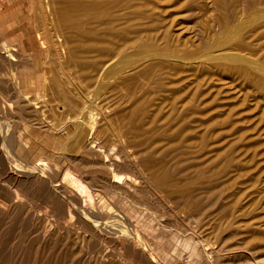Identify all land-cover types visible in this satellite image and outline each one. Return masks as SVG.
Listing matches in <instances>:
<instances>
[{
  "label": "rangeland",
  "instance_id": "374dc122",
  "mask_svg": "<svg viewBox=\"0 0 264 264\" xmlns=\"http://www.w3.org/2000/svg\"><path fill=\"white\" fill-rule=\"evenodd\" d=\"M91 1L94 0H89L88 2V4H90V6L88 5L89 8L91 7V4L94 5L95 3ZM105 1L107 0H103V2L102 0L101 2L97 1L95 3L96 7L95 5L94 6L92 5L94 9L93 7H91L93 11L90 8V11L87 9L84 12L86 15H88L89 13L88 15L89 17L91 15L92 17L91 20H89V17L87 18L86 15H84L83 13L84 9L83 10L81 9L83 13V17H85L84 22L88 23L89 21L88 23L89 25L91 23L92 24L94 23V25H96L95 27L97 26L100 27L98 23L100 22L101 24H103L104 19H105L104 22H108L110 18L111 20L114 19V21L116 22L117 20H119L117 18L121 17L122 19L125 20L128 19V21L130 20L129 21L130 25L132 23H134V25L132 24V27H130L128 22L127 25L125 24L127 20L125 21L121 19L120 22H123V24L119 22L120 25H122V27L121 26L118 27L119 32L118 29L116 28L118 33L117 36L115 35V37L117 40L115 39V37H113L114 35L111 32L115 31L116 34V30L113 29H115L116 24L118 26L119 23H116L114 26L111 25L114 24L113 23L114 21H112V23L110 24L109 22L107 24L104 23L108 25L110 28L111 27L113 28L112 30L110 29L111 30L110 32L106 28L107 26L104 27L102 25L99 28V30L98 27L94 29L93 26L91 27L89 26L91 28L89 31L93 30L94 32V30H96L95 33L89 32L92 33V36L96 34L93 37H90L91 35L87 32L88 26L84 25V28L86 27L85 28L86 31L85 30L83 31L89 34V35L85 34L88 37V39L90 38L95 39V36H97L96 38L98 39L99 37L100 39L101 38L103 39L104 37L107 38V36L109 35L110 38L109 40L113 41L112 43H109L110 45L113 43L117 44V42H120L117 45L113 44L110 46L111 48L117 46L118 49L116 47L110 49L109 44H107L110 41L107 40L106 42V40H104V42L107 44L106 47H104L106 44L104 45L103 42L101 43L103 44L102 46L103 48L101 50L94 49L93 52H89L91 55L89 56L90 59L95 57V55H96L95 58L97 59L95 60L93 58L94 62L92 60L91 62L89 61V59L87 60L88 57L86 55L84 56V54L81 53L83 47L81 46L82 44L79 43L82 42L78 43L80 46H78V44L75 46V51H74L75 54L73 53L74 54L73 58L69 57L66 52L63 55L62 53H59V51L61 52L60 49L61 42L58 41V36H60V34L63 32L62 22L60 20L53 18V15L51 16L48 13V11H45V7H43L42 1L41 3L37 4L38 3L37 0H0V42H1L0 44L1 46L0 47L1 49L0 50V62H1L0 63V71H1L0 73V184L2 185V188L0 185V264H93V263L97 264V262L98 264L100 263L107 264L108 262H109L108 264H132V263L143 264V262H146V264L147 263L152 264L154 263V261H155L154 264H174V262L175 264H201V263L202 264H222V263L241 264L242 262H243L242 264H245L247 260L248 261L250 260L251 262L249 261L247 263H251V264H264V0H141V1L139 0L140 4L137 2L138 0L136 1L134 0V2L133 0H130V2L132 1L131 2L132 5L135 4V6L133 7H135L136 9H138L137 7L141 5V2H143L141 8L139 7L140 10L139 9L135 10V8L133 10L132 5L128 2L129 0H127V2L125 0H120V2L119 0H117L116 2L117 4L114 1L110 0L111 3L113 2L116 4V5L113 4V6L112 4L109 6L110 3L108 2L109 0L107 1V3ZM123 2L126 3V4L124 3V5H126V7H124L125 9L128 7L130 8V6L132 9L130 8L131 10H129L128 8V11H126L123 8ZM102 3L105 4L106 6L104 8L102 7L103 9H101V11L104 10V12L100 11L103 15H105L103 18H101L103 15L98 13V11L95 14V11L101 8L99 5ZM118 3L120 4L121 10L116 9L119 7ZM136 4H138L137 7ZM107 5L109 6V8H107L108 7ZM143 5L146 6L144 7ZM105 8L107 10L106 12L108 13L113 12V14L112 15L105 14L106 13ZM110 8L112 9V11ZM122 8L126 12H130V13H126ZM39 9H41V11H39ZM77 9H75V11ZM108 9H110V11ZM116 10L118 12L121 11L123 13L122 14L118 13L119 14L118 15L114 12ZM141 10L142 12H140ZM79 12L77 11L74 12V10H72L69 13L70 14L76 13L75 14L76 17L75 15L72 16L70 14L69 15L73 18L82 17V14H80ZM133 12L134 15L131 14ZM135 12L136 14L138 13L137 16H139L137 21H136L137 18L134 17L136 16ZM146 12L148 13L150 12L149 16L148 14H146ZM77 13H79L81 16L78 15ZM90 13H92L93 15L99 14L101 15V17L100 16L93 17L92 14ZM114 13L115 16L116 15L118 16L114 17L113 16ZM130 15H132L133 18ZM144 15L146 16V18ZM46 16H48L49 18ZM125 16L128 17L125 18ZM129 16L132 19H130ZM140 17H142V19ZM86 18L88 19V21ZM95 19L98 22V23L96 22L97 24L95 23ZM106 19H108V21ZM139 19L142 20L143 23H141ZM132 20H135L137 24H135V22ZM59 22H60L59 24L60 27L59 25L56 26ZM144 22H146L147 25L149 23H154L156 24V26L158 25L157 26L158 29L156 27L153 28L155 25L153 27L150 26L151 24L147 26L146 24H144ZM124 25L125 27H130V28L125 29ZM136 25L139 28L141 26L140 29L143 30H140L138 27H136ZM144 25H146L147 27ZM102 27H104L105 29H103ZM123 27L125 29V32L132 30L134 31L129 32L130 35L128 33V36H126V38H123L125 35H127V32L125 34L124 31L122 30ZM135 27L138 29V31ZM145 27L149 28V30H147ZM131 28L132 30H130ZM151 29L152 30L157 29V30L155 33H153ZM57 30L60 31L58 32ZM104 30L105 31L107 30L108 33H105ZM120 30H122L125 35H122L123 33L122 31L120 32ZM101 31H104L103 34L104 35L106 34V36L103 35L104 36L103 37L101 34L98 33ZM139 31L142 32L145 31L146 34L145 32L143 33L140 32L141 33L140 34ZM151 32H152V36L151 34L150 35L148 34ZM164 32L167 34V35L165 34L166 36L163 35ZM97 33L100 36H98ZM138 34L139 35L144 34V36H141L142 38L144 37L143 38L144 40L140 38ZM110 35L113 36L110 37ZM118 36L119 39L121 37L123 39L121 38L120 40H118ZM145 36H147V40L145 39ZM158 36H160L161 38L160 37L158 38ZM133 37L135 39L139 37L137 38V40L139 39L140 42L134 43ZM43 38L48 39L47 43L49 41L50 45L47 43L46 45H44L45 43H43L42 41ZM55 39L59 42V44ZM141 39L143 40V42ZM4 42L6 43L5 45L7 46L4 45ZM148 42H150V44H148ZM152 42L154 45L152 44ZM140 43L146 45L142 44L141 46ZM53 46L56 48V50ZM154 46L155 48L153 49ZM76 48L77 49L79 48L80 50L78 49L77 51ZM106 48L107 50L105 51ZM122 48H124V50L127 52L126 53L124 52V50H122L125 53V55H122L121 51L119 52V50ZM95 50H98V52L96 51L94 54ZM108 50H110V52ZM101 51L103 52L102 54L105 53L106 54L102 56V54L99 53ZM111 51L112 54H110ZM76 52H78L79 54ZM115 52L118 55L119 53L121 55L117 56ZM92 53L94 56L92 55ZM107 53L111 55L110 58L107 57L110 56L107 55ZM81 55H83L84 57ZM98 55L102 57L99 58ZM79 56L82 58H79ZM9 57H11L12 60ZM106 57L110 60L113 58L112 59L113 61L111 60L112 62H110L108 59L104 60L106 59ZM48 58L51 59L49 60ZM98 58L102 60L101 64L103 65L99 63L100 61H98L99 60ZM80 59L82 60L84 59L83 61L86 62V64L83 62V64L86 65L85 66L86 68L82 70V72L80 71L81 65L78 62ZM60 60H62V62L65 63L63 64ZM153 60L155 61V63L158 62L157 63L158 65L157 66L155 65L156 67L158 66L160 67V68L158 67L159 68L158 70L157 68L154 70L151 66H150L151 68L149 67L150 63H151L150 65L154 64ZM75 61H77L76 63H78L77 65L76 64L75 65L80 68L77 69L76 66L73 64L75 63ZM96 61L98 62L96 63ZM172 61L174 62V64ZM59 63L61 64L59 65ZM92 63L93 64L96 63L97 66L93 68L94 65ZM105 63H107V65ZM133 63L134 64L137 63L138 65H141L143 63L142 64L143 66L145 63L146 68L149 67L148 71L147 69H143L144 74L147 75L146 77L145 75L142 76L140 75V77H137V79L141 78L142 81L140 79L135 80L136 79L135 77L137 75L139 76L141 71H142L141 74L143 73L142 68L144 67L141 65L139 66L140 68H138V65L136 66V64L134 65ZM165 63L168 64V66ZM65 64L66 65L69 64V65L66 66ZM71 64L72 66H70ZM118 64L120 65V67L118 66ZM152 66L154 67V65ZM103 67L106 69H103ZM95 70H97V72ZM110 70L114 72L112 73ZM128 70L130 72L131 70L132 71L134 70V72L129 73ZM151 70L154 72H151ZM72 71L74 74L72 73ZM83 71H85V73ZM86 71L90 74L89 75L88 73L86 74ZM119 71H123V72H119ZM124 71L128 72V74L125 73ZM135 71L138 74H136ZM118 72L121 73V75ZM100 73H102L103 76L105 74L106 75L113 74V75L112 76L110 75V77L104 76L106 78L105 79L104 77H102V75L101 76L99 75ZM117 73L119 76L117 75ZM157 73L158 74L161 73V74L156 75L155 77V75L153 74H157ZM80 74L82 77L80 76ZM132 74H134L135 76ZM71 75L73 76V78ZM83 75H85L86 77H84ZM97 75L104 79L102 80L101 84L107 83L108 85L100 84L101 86L100 85L97 86L96 83L97 80H95ZM98 76L97 78H99ZM116 76L119 77L120 81ZM120 76L124 77L123 81L125 82L128 81V83L125 82L124 84L121 83L122 80L120 78L122 77ZM148 77L149 78L151 77V79L149 80L150 83L147 82ZM84 79L85 80L88 79L89 82H87V80L85 81ZM131 79H133V82H131L132 81ZM155 80L156 82L158 81L157 86L159 83H161L159 84L158 87L156 86ZM32 81L34 82V85L32 84ZM110 81L111 84L113 85L109 83ZM117 81H119V83H117V85L115 86L114 84H116ZM25 82L27 83L25 84ZM175 82H177L178 84ZM14 83H16V85ZM151 83H153L152 86L155 85L156 88H154L155 86L152 87ZM20 84L21 85L24 84V86L22 85L23 86L22 87ZM140 84H145V85L147 84L146 87L148 86L150 87L141 90L142 87L137 88V86H134V85H138V87L145 86ZM11 85H13L12 88L8 89V87H11ZM18 86L20 88H18ZM110 86L112 87V90ZM114 86L117 87L118 90H115L116 88ZM120 86L122 89L119 88ZM106 87L107 89H105ZM135 87L136 89H140L142 92H138L135 89ZM52 88L53 89L55 88V90H53ZM150 88H152L151 91L148 90ZM131 89L134 90V93H131L134 94L133 95L134 98L132 95H130V92H133ZM54 91L56 92L58 91L57 92L58 94L55 93ZM164 91L166 92L164 93ZM177 91L181 93L179 94ZM146 92L147 94L150 95H146ZM122 93L125 94L123 95ZM151 93L154 94L151 95ZM135 94H136V99L138 98V100L139 97L141 98V95L144 96V98L146 96V98L148 99L145 100L143 99L141 101V104H138L135 102L136 100H132V98L135 99ZM159 94L161 96H159ZM178 94L180 96H178ZM20 96L21 98L19 99ZM119 96L122 97L124 96V97L122 98ZM32 97H34V99ZM164 98H166L167 101L164 100ZM9 99H12L14 101ZM159 99L162 101H160ZM11 101L14 102V104L8 105ZM20 101L22 102V104H18ZM132 101H134L135 103ZM172 104L174 108H171ZM139 105H141V107ZM167 105L168 107H166ZM187 107L191 109L187 110ZM82 108L83 110L85 108V110L82 111ZM157 108L160 111H158ZM130 109L133 110L130 111ZM87 111H90L89 113H93V115L89 114ZM155 111L157 113L154 116ZM83 112L85 113L83 114ZM185 112L188 113L187 116H185L187 119L186 122L182 124L180 123L181 115L185 114ZM71 114L74 115L72 116ZM118 114L119 116H117ZM86 115L88 119L90 118L89 119L90 121H92V117L95 116L94 122H96L95 123L96 129L98 127L99 122L101 125L102 124L105 125V123L111 126L115 125L114 126L115 130L116 128L117 130H119L122 126L125 127V131H127L126 132L127 134L124 136L125 139L123 138L122 142H114V147L116 148L117 151H120L118 149H121V147L124 144L129 146L126 148L129 152H126L125 150L124 151L125 153L121 152V154H118V157L120 158L117 157V159H121L119 160L121 163L119 162L120 163V164L118 163L119 166L116 167L120 168L122 172L120 171L118 172L117 170L118 168L116 169V167L112 168L113 171H110L111 170L110 165L104 166L102 164L101 166H104V168L99 166V164H101V162L99 161L102 155H103V157L101 158L102 160L104 159L110 160L114 158L116 159L115 155H113L114 157L110 156L108 158L107 154L103 151L108 145L113 143V140L110 137L108 141L106 138L103 137L96 140L94 139L96 137H94L93 134L90 133L92 136V139L90 140L93 141L92 144L94 146L97 145V147H95L97 148L95 149L94 152L95 154L88 153L82 147V145L88 138V133H89V129L87 127L90 125L89 123L90 121L86 119L87 118ZM125 115L128 117L129 116L132 117L128 118ZM27 116H29L30 118ZM147 116L149 117L147 118ZM77 119L78 120L81 119L80 120L81 123H79L80 121H78ZM75 120L77 122H75ZM84 120H86L87 122ZM122 120L125 122H123ZM38 122L40 123V125L38 124ZM122 122L124 124H120ZM166 122L168 123L167 125ZM83 123L86 124L83 125ZM175 123L178 124L175 125ZM79 124L81 125V127L82 126L83 127L81 128ZM134 124L138 129H136ZM205 125L207 126L204 127ZM193 126L194 128L192 129ZM78 127H80L79 130L77 129ZM164 130L166 133L164 132ZM131 131L134 132L132 133ZM136 131L139 133V135L141 134L142 136H140L139 138L138 136L136 137L135 136V134H137L135 133ZM145 131L147 132L146 134ZM148 132L151 133L148 134ZM92 133H94L95 135V131H92ZM162 135L163 137L160 138V140L163 139L164 141L162 140L161 143L159 140H158L159 142L157 141L158 143L157 142L155 143L154 140L150 139L152 136L160 137ZM191 135L194 136L193 139ZM129 136L130 137L134 136L135 138L134 142L131 141L129 142L130 140L128 138ZM177 136L178 137L180 136L179 139L176 138ZM208 136H210V138ZM132 137L131 140L133 139ZM143 137L144 138L148 137L149 140L146 141V139H144ZM165 137H167V139L168 138L170 139L166 140ZM234 137L237 138L235 139ZM127 138L128 141H126ZM174 138H176L178 141ZM103 139L105 140V143ZM139 139H141V142L143 143H139L140 142ZM100 140H102L103 142ZM172 140L174 141V143ZM185 140H188V142H186ZM81 141L82 143H80ZM150 141L151 142L154 141V143H151ZM99 142H101L100 143L101 145H103V143L105 145L107 142L108 145L106 144L107 145L106 147H101L103 148L102 150L101 148H99L100 145ZM125 142L126 143L129 142L128 143L129 145L126 144ZM75 143H78L79 145L77 146V144ZM150 143L152 144V148L150 147L151 146ZM198 143L199 145H197ZM143 144L147 147L149 146L150 150L148 148V153L141 155L143 157L138 156L136 160H138L137 161L138 163H140V161L143 160L139 164L140 169L143 168L142 170H144L146 168L144 171L149 169L146 172L147 173L146 180L143 182L142 179H137L136 184L139 185L138 186L136 185L135 188L132 187L129 188L128 185L126 186L127 187L126 188L124 184H122L124 188L118 186V184L114 180H117L118 182L120 178H126L128 175H132L133 172H135L134 170L137 171L139 170L137 166H136L137 169H134L133 166H130V164L131 165L133 164L127 159L126 155H129V153L132 154V152L136 150V148H134L136 145L138 146ZM182 146H185V148H183ZM155 147L160 149L157 155L156 152H153V149ZM128 148H130V150ZM96 150H99L100 152ZM206 153L208 154L206 155ZM14 155H16L15 157L18 156L16 159L20 158L19 159L20 161L19 160L17 161ZM228 155H230V158ZM145 156L147 158H145ZM85 157H87V159ZM70 158L71 159L73 158L76 162L73 159L71 160L73 162H71ZM124 158L126 160H124ZM184 159L186 161H184ZM144 160L146 162H144ZM97 161L99 163H97ZM126 161H129L130 163ZM22 162L24 164L20 165L22 164ZM38 162L51 163V165L49 164L47 166L50 167L49 170L51 171L54 170L55 172L54 171H52L53 173L51 172L50 178L51 180L53 179L56 180L57 183L64 182L68 186L71 185L72 184L71 178L66 177V179H63L65 177L64 176L65 173L70 172L78 179H80L84 183V185L87 186L90 190L92 189L91 192L96 190L94 191L95 193L94 192L92 193L93 196L95 195L94 197L92 196L91 198L92 200L91 199L88 200L87 196H83V198L80 197L82 199L81 202V199L78 198L81 204H85L88 207L90 205V207H92L93 210L97 206V208H95L96 216L94 214V216L90 217V218L94 217L93 219L84 218L82 216L81 218L78 219L77 215L74 216L75 214H72V216H68V214H66L65 217L63 211H61V209L63 210L64 208H66L63 207L65 206V204L63 203L64 205L63 204L60 205L62 200L61 202L59 201V199H63V196L60 195L61 196L60 198L55 193L53 194V196L50 195L49 189L52 191L53 188L51 186L52 183L49 181L50 178L48 180L49 183H47L48 186L44 185L37 178V174L36 175L32 174L30 172L31 171L30 168L27 167L29 163L36 164ZM90 162L92 163V165ZM108 162L110 161H106L105 163ZM96 163L98 167L96 166ZM150 165L151 167H153V169L150 167ZM154 165H155V170H154ZM52 166H54L55 169ZM147 167L150 168L147 169ZM156 168H158L157 169L158 171L156 170ZM170 168H172V170ZM185 168L187 170H184ZM149 171L152 174H150ZM155 171L157 172V174ZM208 171L211 172L208 173ZM115 172L119 174L117 175ZM99 173L101 175H99ZM149 174L151 176L153 175L152 179ZM177 174L179 175L177 176ZM157 175L159 176L161 175V177L158 176L157 178ZM162 175L163 176L166 175V176L162 177ZM192 175H194V177ZM167 176L169 177V179ZM57 177L58 180L55 179ZM83 177H85L86 179H84ZM104 177L105 178L108 177L107 181L105 182L102 180L104 179ZM187 177H189V179ZM162 178L165 179L163 180ZM208 178L210 180H208ZM149 179L151 181H149ZM159 179L162 180V182ZM84 180H86L87 182L86 181L84 182ZM108 180H112L109 181L110 184ZM138 180H140L142 183H140V181ZM88 181L90 182L88 183ZM159 182L161 184H159ZM166 182L168 183L170 182L169 184L170 187L169 185H165ZM221 183L222 185H220ZM98 185L99 187H101L102 185L103 187L104 186L105 187L99 188ZM73 186L76 189V186L75 185ZM114 186L116 187L118 186L119 188L118 187L116 188ZM137 187H139L140 191ZM98 188L102 189L104 193L102 192V190L99 191ZM173 188L176 190H174ZM182 188L185 191L181 190ZM208 189L209 192H207ZM171 190H173L174 192ZM220 190H222L223 192L222 191L220 192ZM122 192L123 193L125 192V194H123ZM128 192L129 194H126ZM189 192L190 195H188ZM102 194L103 197L101 196ZM1 195H3V197ZM100 196L102 198L104 197L105 198L101 199ZM172 196L175 199H173ZM51 197L52 199L54 197L53 202ZM109 197L111 199H114V201L109 199ZM17 200L19 203L17 202ZM20 200H21V204H20ZM190 203H192V205H190ZM17 204L21 206L23 204L24 205L21 208V206H18ZM204 206L207 207L205 208ZM56 207L59 209H57ZM4 209L5 211H3ZM6 210L9 213H7ZM109 210L112 211L113 215L116 214L117 212L119 213L116 219L111 217L112 214ZM97 211L98 213L99 212L100 213L98 214ZM197 213L199 214L196 215ZM208 213L211 215H208ZM131 216L134 217V220ZM148 216L150 218L149 221H148ZM108 217H110V219ZM105 219L106 221L104 222H108L107 225L104 224L103 222V220ZM151 219L154 220V222ZM91 220H99L100 223L103 224L94 226L92 224L94 222ZM150 220L152 223L150 222ZM111 221L112 222L115 221V222L112 223ZM137 222L139 223V225ZM212 223L215 224L213 225ZM124 224L127 225L130 224L133 225L136 229L138 228L137 230L140 232V234L142 235L145 241L138 243L137 240L134 239L135 240L134 241L133 238H129V236L127 238L126 237L127 235H125L122 232ZM102 228L104 229V231L102 230ZM212 229L215 231H213ZM209 230H211L213 233L211 231L210 233ZM115 231L118 233H116ZM124 239L126 240V242ZM131 241H133L134 244L137 243L139 246L140 244H143V246H141L143 249L141 247L138 248V245L136 246V244L134 246V244ZM182 241H184L185 243H188L189 241L190 242L184 245V242ZM144 244L147 247V249L146 247H144ZM187 245H189V247ZM183 246H185V248ZM194 246H198V247L195 248ZM206 246L207 247L211 246V247L207 248ZM190 247L193 248L191 249ZM144 250L145 252H143ZM190 250L193 251V254L192 251L190 252ZM218 250L221 252H219ZM210 253L211 255H209ZM141 255L143 256L146 255V256L144 258L143 256L141 257ZM147 256L150 257V259L147 258ZM152 259L154 260L153 262ZM219 260H223V262Z\"/></svg>",
  "mask_w": 264,
  "mask_h": 264
},
{
  "label": "bare ground",
  "instance_id": "6f19581e",
  "mask_svg": "<svg viewBox=\"0 0 264 264\" xmlns=\"http://www.w3.org/2000/svg\"><path fill=\"white\" fill-rule=\"evenodd\" d=\"M41 1H42V5H43V7H45V11H48V13H49L51 16L53 15V18H55V19H57V20H60V21L62 22L63 32L60 34V36H58V41L61 42V45H60V46H61V48H60V49H61V52L59 51V53H62V55H63V54H65V52H66L67 55H68L69 57L73 58V55L75 54V52H74V51H75V46H76L79 42H82V43H79V44H82L81 46L83 47V48H82V52H81V51H80V52H81L82 54H84V56L86 55V56L88 57L87 60L89 59V61H91V60L93 61L94 59L97 60V59L95 58L96 55H95V57H93L94 59H93V58L90 59L89 56H91V55H90L89 52H93L94 49H99V50H101V49L103 48V47H102L103 44H101V43H103L104 40H106V42H107V40L110 41V40H109L110 38H109V35H108V34H107V35H108L107 38L104 37V36H106V34H105V35L103 34V32L105 31V30H104V31H101L102 33H101V32H98V33L101 34L102 36L104 35L103 37H104L105 39H104V38H103V39H102V38L100 39V37H99V39H98V38H96L97 36H95V39H91V38L88 39V37H87L85 34H88L89 32H93V30L89 31V30L91 29L90 27L93 26L94 29H96L98 26L95 27L96 25H94V23H93V24L91 23V22H94V21H91L90 23H91L92 25H91V24L89 25V24H88L89 21H88V19H87V18L89 17V16H88L89 13H88V15H86L84 12H85L87 9L90 11V8L93 7V6L95 5L96 2H97V1L101 2V0H94V1H91V2H95V3H94V5L91 4V7H90V8H89L90 4H88L89 0H65V1H63V0H37V2H38L37 4L41 3ZM107 1H108V0H107ZM107 1H105V2L107 3ZM112 1H114L115 3L117 2V0H116V1H115V0H112ZM125 1L127 2V0H125ZM135 1H136V0H135ZM140 1H141V0H140ZM102 2H103V0H102ZM108 2H110V3H109V6H110L111 4H112V6H113V4H114V5L117 4V3L115 4V3H113V2L111 3L110 0H109ZM119 2H120V0H119ZM128 2L131 4L132 1L130 2V0H129ZM133 2H134V0H133ZM137 2L139 3V0H138ZM124 3H125V2H123V8L126 7V5H124ZM135 3H136V2H135ZM118 4H119V3H118ZM125 4H126V3H125ZM127 4H128V3H127ZM139 4H140V3H139ZM142 4H143V2H141V5H142ZM88 5H89V6H88ZM92 5H93V6H92ZM98 5H99V4H98ZM101 5H102V6H101ZM131 5H132V4H131ZM137 5H138V4H136V7H137ZM141 5L137 7L139 10H140V8H141ZM40 6H41V5H40ZM99 6H100L101 8H100ZM99 6H98V7H99L100 9L97 7L99 10H96V11H95V14H96V12L98 11V13H100L101 15H103L101 12H104V10L101 11V9H103V8L106 7V6H105V4H103V3L100 4ZM107 6H108V5H107ZM109 6H108L107 8H109ZM133 6H135V4L132 5V8H133V10H134L135 7H133ZM143 6H144V5H143ZM145 6H146V5H145ZM145 6H144V7H145ZM95 7H96V5H95ZM102 7H103V8H102ZM127 7H128V5H127ZM139 7H140V8H139ZM38 8H39V7H38ZM77 8H79V9H77ZM111 8H112V7H111ZM111 8H110V9H111ZM123 8H122V9H123ZM128 8H129V7H128ZM128 8H126V9L124 8V9H125L126 11H128ZM130 8H131V6H130ZM130 8H129V10L132 9V8H131V9H130ZM75 9H77V10H76L77 12L81 11V9H82V10L84 9V10H83V13H84V15H86V17H87L86 19H87L88 23H87V22H84V18H85V17H83V13H82V11L79 12L80 14H82V17H77V18H75V17H76V15H75L76 13H75V14H74V13H73V14H72V13H71V14L69 13V12L72 11V10H74V12H76ZM93 9H94V7H93ZM93 9L91 8L92 11H93ZM110 9H108V10L110 11ZM116 9H120V4H119V7L116 8ZM124 9H123V10H124ZM138 9L135 8V10H138ZM142 9H143V7H142ZM113 10H114V9H113ZM120 10H121V9H120ZM123 10H122V11H123ZM125 10H124V11H125ZM133 10H132V11H133ZM39 11H41V9H39ZM100 11H101V12H100ZM106 11H107V10H106V8H105V12H106ZM111 11H112V9H111ZM116 11H117V10H116ZM116 11H114L116 14H118V13L122 14V13H123V12H121V11H120V12H118V11L116 12ZM126 11H125V12H126ZM125 12H124V14H125ZM140 12H142V10H141ZM79 13H77V14L80 15ZM115 13H114V15H113L114 17H116V16L119 15V14H118V15L115 16ZM126 13H130V12H126ZM149 13H150V12H149ZM149 13L146 12V14H148V16H149ZM151 13H152V12H151ZM36 14H37V13H36ZM44 14H45V13H44ZM46 14H47V12H46ZM69 14H70L71 16H72V15H75V17L73 18V17H71ZM90 14H92V13H90ZM95 14H94V15L92 14V16H93V17H94V16H100V17H101V15H99V14H98V15H95ZM105 14H107V15H112L113 12H111V13L106 12ZM124 14H123V15H124ZM131 14L134 15V12L131 13ZM135 14H136V12H135ZM143 14H144V12H143ZM107 15H106V16H107ZM132 15H130V16H132ZM137 15H138V13L136 14V16H134V17L137 18L136 21H137L138 18H139V16H137ZM141 15H142V13H141ZM141 15H140V16H141ZM150 15H152V14H150ZM51 16H50V17H51ZM80 16H81V15H80ZM104 16H105V15H103L101 18H103ZM120 16H121V15H120ZM130 16H129V18H130ZM144 16H145V15H144ZM46 17H48V16H46ZM100 17H99V18H100ZM126 17H128V16H125V18H126ZM48 18H49V17H48ZM51 18H52V17H51ZM91 18H92V17H91V15H90L89 20H91ZM109 18H110V17H109ZM132 18H133V16H132ZM132 18H130V19H132ZM140 18L142 19V17H140ZM145 18H146V16H145ZM148 18H149V17H148ZM86 19H85V20H86ZM117 19H119V20H117ZM117 19H116V20H117L118 22H117V21L115 22L114 19L111 20V18H110L111 21H110V20L108 21V19H106V20L109 22V24L112 23V21H114V22H113L114 24H111V25L114 26L116 23H119V22L121 21L122 18H121V17H120V18L118 17ZM104 20H105V19H104ZM104 20H103V24H101L100 22H99V23H100V24H99V23L96 21V19H95V23L97 22L98 25H100V27H101L102 25H103L104 27L107 26L106 28H107V29L109 30V32H110L113 28H112V27L110 28L108 25H106L108 22H104ZM122 20H125V19H122ZM126 20H127V21H126ZM126 20H125V21H126L125 24L127 25V24L129 23V25H130V22H129L130 20H129V21H128V19H126ZM101 21H102V19H101ZM132 21H134L135 24H137L135 20H132ZM139 21H141V23H143L142 20L139 19ZM139 21H138V22H139ZM52 22H53V21H52ZM127 22H128V23H127ZM47 23H48V22H47ZM84 23H85V24H84ZM97 23H96V24H97ZM104 23H106V24H104ZM120 23L123 24V22H120ZM120 23H119L118 26H117V24H116L117 27L115 26V29H113V30H116V34H115V31H113L114 33H113V32H111V33H112L114 36H113V35H110V37H112V36L115 37V35L117 36V33L119 32L118 27H120V26L122 27V25H120ZM35 24H36V22H35ZM39 24H40V23H39ZM42 24H43V23H42ZM59 24H60V22H59L56 26H58ZM87 24H88V25H87ZM132 24L134 25V23H132ZM132 24L130 25V27H132ZM139 24H140V23H139ZM139 24H138V25H139ZM144 24H146V22H144ZM150 24H151V25H150ZM152 24H153V25H152ZM40 25H41V24H40ZM46 25H47V24H46ZM84 25L88 26V30H87L88 33H87V32L85 33V32L83 31V30H85V28H86V27L84 28ZM111 25H110V26H111ZM129 25H128V26H129ZM146 25H147V24H146ZM146 25H144V26H146ZM148 25H150V26H152V27L155 25L153 28L156 27V28L158 29V27H157L158 25L156 26V24H154V23H149ZM148 25H147V26H148ZM51 26H52V25H51ZM89 26H90V27H89ZM147 26H146V27H147ZM38 27H39V26H38ZM41 27H42V26H41ZM59 27H60V25H59ZM93 27H92V28H93ZM100 27H98V30H99ZM104 27H102V28L105 29ZM124 27H125V25H124ZM124 27H123L122 30H123L124 33L126 34L127 31L125 32V29H126V28H130V27H125V29H124ZM133 27H134V26H133ZM136 27H138V26L136 25ZM136 27H135V28H136ZM146 27H145V28H146ZM52 28H53V27H52ZM116 28L118 29V32H117V29H116ZM138 28H139V27H138ZM140 28H141V26H140ZM140 28H139V29H140ZM142 28H143V26H142ZM150 28H151V27H150ZM161 28H162V27H161ZM38 29H39V28H38ZM44 29H45V28H44ZM58 29H60V28H58ZM110 29H111V30H110ZM136 29H137V28H136ZM146 29L149 30V28H146ZM157 29H156V30H157ZM50 30H51V29H50ZM122 30H120V32H121ZM127 30H128V29H127ZM130 30H132V28H131ZM140 30H143V29H140ZM147 30H146V32H147ZM151 30H152V29H151ZM151 30H150V31H151ZM156 30L153 29L152 32L155 33ZM164 30H165V29H164ZM57 31H58V30H57ZM59 31H60V30H59ZM59 31H58V32H59ZM85 31H86V30H85ZM95 31H96V30H94L93 33H95ZM106 31H107V30H106ZM106 31H105V33H108V31H107V32H106ZM123 31H122V33H123ZM133 31H134V30H132V31H128V32H127V35H125V34L123 33L122 35H125L123 38H126V36H128V33H129V32H133ZM137 31H138V29H137ZM40 32H41V31H40ZM40 32H39V33H40ZM140 32L143 33V32H145V31H143V32H142V31H139V33H140ZM146 32H145V34H146ZM152 32H151V33H148V34H149V35L151 34V36H152ZM45 33H46V32H45ZM98 33H97V35H98ZM111 33H109V34H111ZM141 33H140V34H141ZM158 33H159V32H158ZM58 34H59V33H58ZM89 34L91 35L90 37H93L94 35H96V34H94V35L92 36V33H89ZM89 34H88V35H89ZM119 34H120V33H119ZM165 34H166V33L164 32L163 35H165ZM38 35H39V34H38ZM84 35H85L86 37H85ZM129 35H130V33H129ZM138 35H139V34H138ZM149 35H147V36H149ZM166 35H167V34H166ZM166 35H165V36H166ZM98 36H100V35H98ZM135 36H136V35H135ZM139 36H140V38H142L141 36H144V34L139 35ZM147 36H145V39H146V40H147ZM151 36H150V38H151ZM155 37H156V34H155ZM159 37H160V36H158V38H159ZM121 38H122V37H121ZM121 38H120V39H121ZM123 38H122V39H123ZM131 38H132V37H131ZM133 38H134V37H133ZM137 38H139V37H137ZM137 38H136V39H135V38L133 39L134 43H135V42H137V43L140 42V40H139V39L137 40ZM143 38H144V37H143ZM143 38H142V39H143ZM150 38H148V39H150ZM160 38H161V37H160ZM162 38H163V36H162ZM164 38H165V37H164ZM167 38H168V37H167ZM56 39H57V37H56ZM56 39H55V40H56ZM113 39H114V38H113ZM115 39H116V37H115ZM120 39H119V36H118V40H120ZM142 39H141V40H142ZM47 40H48V39H46V38H43V39H42L43 43H45L44 45H46ZM52 40H53V39H52ZM111 40H112V39H111ZM116 40H117V39H116ZM135 40H136V41H135ZM143 40H144V39H143ZM143 40H142V42H143ZM151 40H152V38H151ZM153 40H154V39H153ZM158 40H159V39H158ZM56 41H57V40H56ZM58 41H57V42H58ZM126 41H127V40H126ZM131 41H132V40H131ZM131 41H130V42H131ZM133 41H132V42H133ZM59 42H58V44H59ZM93 42H94V43H93ZM112 42H113V41H110V42H108L107 44L112 43ZM150 42H151V41H150ZM150 42H148V44H150ZM158 42H159V41H158ZM49 43H50V42L48 41L47 44H49ZM119 43H120V42H117V44H119ZM144 43H145V41H144ZM146 43H147V42H146ZM156 43H157V42H156ZM0 44H1V42H0ZM2 44H3V42H2ZM5 44H6V43L4 42V45H5ZM58 44H57V45H58ZM79 44H78V46H80ZM105 44H106V43L104 42V45H105ZM107 44H106L104 47H106ZM113 44H116V43H113ZM113 44H111V45H113ZM117 44H116V45H117ZM140 44H141V43H140ZM142 44H143V43H142ZM142 44H141V46H142ZM152 44H153V42H152ZM49 45H50V44H49ZM111 45L109 44V48H110V49L115 48V47L117 48V46L111 48V47H110ZM122 45H124V44H122ZM143 45H146V44H143ZM153 45H154V44H153ZM5 46H7V45H5ZM55 46H56V44H55ZM58 46H59V45H58ZM58 46H57V48H58ZM128 46H129V45H128ZM131 46H132V45H131ZM148 46H149V45H148ZM148 46H147V47H148ZM0 47H1V46H0ZM53 47H54V46H53ZM126 47H127V46H126ZM48 48H49V47H48ZM54 48H55V47H54ZM54 48H53V49H54ZM107 48H108V47H107ZM107 48L105 49V51L107 50ZM154 48H155V46L153 47V49H154ZM60 49H58V50H60ZM76 49H77V48H76ZM78 49H79V48H78ZM78 49H77V51H78ZM117 49H118V48H117ZM117 49H115V50H117ZM127 49H128V48H127ZM0 50H1V49H0ZM11 50H12V49H11ZM55 50H56V48H55ZM79 50H80V49H79ZM115 50H112V51H115ZM122 50H124V48L120 49L119 52L121 51V52H122L121 54H122V55H125L124 52H126V51L124 50V52H123ZM128 50H129V49H128ZM156 50H158V49H156ZM53 51H54V50H53ZM96 51L98 52V50H95V51H94V54H95ZM102 51H103V50H102ZM102 51L99 52V53L102 54V53H103ZM108 51L110 52V50H108ZM108 51H107V52H108ZM112 51H111L110 54H112ZM150 51H151V50H150ZM57 52H58V51H57ZM109 52H108V53H109ZM119 52H118V53H119ZM3 53H4V52H3ZM73 53H74V54H73ZM76 53H78V52H76ZM81 53H80V54H81ZM104 53H105V52H104ZM108 53H107V55H110V54H108ZM115 53H116V52H115ZM126 53H127V52H126ZM152 53H153V52H152ZM179 53H180V52H179ZM179 53H178V54H179ZM78 54H79V53H78ZM87 54H89V55H87ZM97 54H98V53H97ZM105 54H106V53H105ZM105 54H102V56L105 55ZM116 54H117V53H116ZM121 54L119 53V55L117 54V56H120ZM128 54H129V53H128ZM92 55H93V53H92ZM107 55H106V56H107ZM129 55H130V54H129ZM172 55H173V54H172ZM76 56H77V55H76ZM81 56H83V55H81ZM84 56H83V57H84ZM93 56H94V55H93ZM102 56H99V55H98L99 58H101ZM114 56H115V54H114ZM114 56H113V57H114ZM168 56H169V55H168ZM6 57H7V56H6ZM107 57L110 58L111 55H110V56H107ZM107 57H106V59H104V58H105V56H104L103 59H104V60H107V59H108ZM131 57H132V56H131ZM169 57H170V56H169ZM9 58H11V57H9ZM57 58H58V57H57ZM64 58H65V57H64ZM74 58H76V57H74ZM79 58H82V57L79 56ZM99 58H98V59H99ZM114 58H115V57H114ZM133 58H134V57H133ZM175 58H177V57H175ZM48 59H49V58H48ZM50 59H51V58H50ZM50 59H49V60H50ZM59 59H60V56H59ZM59 59H58V60H59ZM67 59H68V58H67ZM112 59H113V58H112ZM112 59H111V60H112ZM129 59H130V58H129ZM129 59H128V60H129ZM134 59H135V58H134ZM11 60H12V58H11ZM72 60H73V59H72ZM72 60H71V61H72ZM83 60H84V59H83ZM83 60L80 59V60L78 61V62L80 63V65H81V70H80L81 72H82V70H84V69L86 68V67H85L86 65L83 64V62H84ZM108 60H109L110 62L113 61V60L111 61L110 59H108ZM123 60H124V59H123ZM131 60H132V59H131ZM136 60H137V58H136ZM138 60H139V59H138ZM140 60H141V59H140ZM3 61H4V59H3ZM60 61L62 62V60H60ZM64 61H65V60H64ZM69 61H70V60H69ZM92 61H91V62H92ZM98 61H100V62H99L100 64L102 63V60L99 59ZM98 61H96V63H97ZM118 61H119V60H118ZM134 61H135V60H134ZM153 61H154V60H153ZM153 61H152V62H153ZM12 62H13V61H12ZM45 62H46V61H45ZM49 62H50V61H49ZM72 62H73V61H72ZM76 62H77V61H75V63H73V64H74V65H75V64L77 65L78 63H76ZM87 62H88V61H87ZM91 62H90V63H91ZM93 62H94V61H93ZM106 62H107V61H106ZM110 62H109V63H110ZM114 62H115V61H114ZM130 62H131V61H130ZM132 62H133V61H132ZM139 62H140V61H139ZM165 62H166V61H165ZM169 62H170V61H169ZM172 62H173V61H172ZM0 63H1V62H0ZM62 63H63V62H62ZM64 63H65V62H64ZM64 63H63V64H64ZM84 63L86 64V62H84ZM96 63H94V64L92 63V64L94 65L93 68L97 66ZM99 63H98V64H99ZM103 63H104V62H103ZM109 63H108V64H109ZM124 63H125V62H124ZM153 63H154V64H152V65H154L155 68H154L152 65H150L151 63L149 64V67L151 66L154 70H155L156 68H157V70H158V69L160 68L159 66H158L159 68L156 67V66L158 65V64H157L158 62L155 63V61H154ZM175 63H176V62H175ZM11 64H13V63H11ZM47 64H48V62H47ZM60 64H61V63H59V65H60ZM69 64H70V63H69ZM69 64H67V65H69ZM105 64L107 65V63H105ZM112 64H113V63H112ZM133 64H134V63H133ZM135 64H136V66L138 65L137 63H135ZM135 64H134V65H135ZM142 64H143V63H142ZM142 64H141V65H142ZM165 64H166V63H165ZM173 64H174V62H173ZM7 65H8V64H7ZM65 65H66V64H65ZM67 65H66V66H67ZM76 65H75V66H76ZM101 65H103V64H101ZM127 65H128V64H127ZM130 65H131V64H130ZM141 65H138V68H140L139 66H141ZM155 65H156V66H155ZM166 65L168 66V64H166ZM11 66H12V65H11ZM14 66H15V65H14ZM14 66H13V67H14ZM27 66H28V65H27ZM51 66H52V65H51ZM70 66H72V64H71ZM78 66H79V65H78ZM104 66H105V65H104ZM118 66L120 67L119 64H118ZM128 66H129V65H128ZM142 66H143V65H142ZM167 66H166V67H167ZM2 67H3V66H2ZM2 67H1V68H2ZM53 67H54V66H53ZM53 67H52V68H53ZM56 67H57V66H56ZM98 67H99V66H98ZM101 67H102V66H101ZM105 67H106V66H105ZM115 67H116V66H115ZM115 67H114V68H115ZM134 67H135V66H134ZM134 67H133V68H134ZM143 67H144V68L141 67L142 70H143V69H147V71L149 70V69H148L149 67L146 68L145 63H144V66H143ZM151 67H150V68H151ZM162 67H163V65H162ZM170 67H171V66H170ZM65 68H66V67H65ZM70 68H72V67H70ZM70 68H69V69H70ZM73 68H74V67H73ZM76 68L78 69V68H80V67H77V66H76ZM91 68H92V67H91ZM99 68H100V67H99ZM114 68H113V69H114ZM128 68H129V67H128ZM130 68H132V67H130ZM164 68H165V67H164ZM167 68H168V67H167ZM2 69H3V68H2ZM15 69H16V68H15ZM103 69H106V68L103 67ZM110 69H111V68H110ZM115 69H116V68H115ZM126 69H127V68H126ZM165 69H166V68H165ZM170 69H171V68H170ZM4 70H5V69H4ZM65 70H66V69H65ZM73 70H74V69H73ZM86 70H87V69H86ZM107 70H108V69H107ZM123 70H124V69H123ZM136 70H138V69H136ZM140 70H141V69H140ZM140 70H139V71H140ZM157 70H156V72H157ZM163 70H164V69H163ZM172 70H173V69H172ZM54 71H56V70H54ZM75 71H76V70H75ZM75 71H74V72H75ZM87 71H88V70H87ZM87 71H86V74L88 73ZM95 71L97 72V70H95ZM99 71H100V70H99ZM99 71H98V72H99ZM102 71H103V70H102ZM110 71H111V70H110ZM115 71H116V70H115ZM128 71H129V70H128ZM139 71H137V72H139ZM145 71H146V70H145ZM147 71H146V72H147ZM167 71H168V70H167ZM170 71H171V70H170ZM83 72L85 73V71H83ZM92 72H93V71H92ZM92 72H91V73H92ZM107 72H109V71H107ZM111 72H112V71H111ZM113 72H114V71H113ZM113 72H112V73H113ZM119 72H123V71H119ZM119 72H118V73H119ZM124 72L128 74V72H126V71H124ZM132 72H134V70H133V71L131 70V72L129 71V73H132ZM141 72H142V71H141ZM141 72H140L139 76L137 75V76L135 77V78H136L135 80H138V79L141 80V78H138V79H137V77H140V75H141V76H142V75H145V77L147 76L146 74H144V70H143V73H142V74H141ZM146 72H145V73H146ZM151 72H154V71L151 70ZM156 72H155V73H156ZM0 73H1V71H0ZM67 73H68V72H67ZM72 73H73V71H72ZM72 73H71V74H72ZM94 73H95V72H94ZM105 73H106V72H105ZM118 73H117V75H118ZM135 73H136V71H135ZM148 73H150V72H148ZM167 73H168V72H167ZM171 73H172V72H171ZM173 73H174V72H173ZM73 74H74V73H73ZM78 74H79V73H78ZM89 74H90V73H88V75H89ZM107 74H108V73H107ZM115 74H116V73H115ZM115 74H114V75H115ZM119 74L121 75V73H119ZM136 74H138V73H136ZM159 74H161V73H159ZM159 74L157 73V74H153V75H155V77H156V75H159ZM174 74H175V73H174ZM2 75H3V74H2ZM55 75H56V74H55ZM88 75H87V77H88ZM99 75L101 76L102 73H100ZM108 75H109V74H108ZM108 75L105 74L104 76H105V77H106V76H107V77H110L111 74H110L109 76H108ZM112 75H113V74H112ZM112 75H111V76H112ZM130 75H131V74H130ZM132 75H134V74H132ZM187 75H188V74H187ZM191 75H192V74H191ZM58 76H59V73H58ZM71 76H72V75H71ZM80 76H81V74H80ZM83 76L86 77L85 75H83ZM91 76H92V75H91ZM91 76H89V77H91ZM97 76H98V75H97ZM97 76H96V79H95V80H97L96 83H97V86H98V85H100V84L102 83V80H104V79L101 78V77H99V76H98L99 78H97ZM104 76L102 75V77H104ZM118 76H119V75H118ZM134 76H135V75H134ZM172 76H174V75H172ZM177 76H178V74H177ZM62 77H63V76H62ZM62 77H61V78H62ZM81 77H82V76H81ZM105 77H104V78H105ZM116 77H117V76H116ZM120 77H122V76H120ZM127 77H128V76H127ZM143 77H144V76H143ZM159 77H160V76H159ZM9 78H11V77H9ZM15 78H16V77H15ZM59 78H60V77H59ZM72 78H73V76H72ZM72 78H71V79H72ZM94 78H95V77H94ZM113 78H114V77H113ZM117 78H118V80H119V77H117ZM125 78H126V76H125ZM148 78H149V77H148ZM148 78H147V82H149V80L151 79V77H150L149 79H148ZM167 78H168V77H167ZM1 79H2V77H1ZM25 79H26V78H25ZM79 79H80V78H79ZM105 79H106V78H105ZM107 79H108V78H107ZM120 79L123 81V80H124V77H122V78H120ZM127 79H128V78H127ZM152 79H153V78H152ZM157 79H158V76H157ZM157 79H156V80H157ZM165 79H166V78H165ZM165 79H163V80H165ZM185 79H186V78H185ZM6 80H7V79H6ZM22 80H23V79H22ZM82 80H83V79H82ZM84 80H85V79H84ZM86 80H87V82H89L88 79H86ZM86 80H85V81H86ZM111 80H112V79H111ZM115 80H117V79H115ZM129 80H130V79H129ZM131 80H132L131 82H133V79H131ZM156 80H155V82H156ZM170 80H171V78H170ZM182 80H184V79H182ZM182 80H181V81H182ZM195 80H196V79H195ZM33 81H34V80H33ZM33 81H32V84L34 85V82H33ZM72 81H73V80H72ZM105 81H106V80H105ZM105 81H103V82H105ZM119 81H120V80H119ZM119 81H117L116 84H114V85L116 86L117 83H119ZM122 81H121V83L124 84L125 81H123V82H122ZM141 81H142V80H141ZM143 81H144V80H143ZM16 82H17V81H16ZM48 82H49V81H48ZM114 82H115V81H114ZM129 82H130V81H129ZM134 82H135V81H134ZM137 82H138V81H137ZM26 83H27V82H25V84H26ZM28 83H31V82H28ZM90 83H92V82H90ZM96 83H95V84H96ZM109 83L111 84V81H110ZM125 83H128V81L125 82ZM139 83H140V82H139ZM141 83H143V82H141ZM149 83H150V82H149ZM153 83H154V82H153ZM153 83H151V86H152ZM157 83H158V81L156 82V86H157ZM175 83H177V82H175ZM192 83H193V82H192ZM14 84L16 85V83H14ZM103 84L108 85L107 83H103ZM103 84H101V85H103ZM130 84H131V83H130ZM159 84H161V83H159ZM159 84H158V86H159ZM177 84H178V83H177ZM187 84H188V83H187ZM15 85H14V86H15ZM20 85H21V84H20ZM22 85L24 86V84H22ZM22 85H21V86H22ZM28 85H29V84H28ZM60 85H61V84H60ZM75 85H76V84H75ZM101 85H100V86H101ZM111 85H113V84H111ZM118 85H119V84H118ZM140 85H145V84H140ZM146 85H147V84H146ZM146 85H145V86H139V87H138V85H134V86H137V88L142 87L141 90H144L145 88L150 87V86L146 87ZM183 85H184V84H183ZM12 86H13V85H11V87H8V89H9V88H12ZM23 86H22V87H23ZM53 86H54V85H53ZM64 86H65V85H64ZM76 86H77V85H76ZM85 86H86V85H85ZM93 86H94V83H93ZM115 86H114V87H115ZM124 86H125V85H124ZM153 86H155V85H153ZM153 86H152V87H153ZM156 86H155L154 88H156ZM158 86H157V87H158ZM160 86H161V85H160ZM55 87H56V86H55ZM86 87H87V86H86ZM102 87H103V86H102ZM110 87H111V86H110ZM110 87H108V88H110ZM128 87H129V86H128ZM143 87H144V88H143ZM13 88H14V87H13ZM18 88H20V87L18 86ZM18 88H17V89H18ZM24 88H25V87H24ZM24 88H23V89H24ZM60 88H61V87H60ZM65 88H66V87H65ZM90 88H91V86H90ZM115 88H116L115 90H118L117 87H115ZM119 88L122 89L121 86H120ZM125 88H126V87H125ZM131 88H132V87H131ZM160 88H161V87H160ZM17 89H16V90H17ZM52 89H53V88H52ZM56 89H57V88H56ZM70 89H71V88H70ZM72 89H73V88H72ZM102 89H103V88H102ZM105 89H107V87H106ZM132 89H133V88H132ZM132 89H131V90H132ZM135 89H136V87H135ZM20 90H21V89H20ZM53 90H55V88H54ZM87 90H88V89H87ZM111 90H112V87H111ZM113 90H114V89H113ZM136 90H137L138 92H142L140 89H136ZM139 90H140V91H139ZM148 90L151 91L152 88H150V89H148ZM154 90H155V89H154ZM156 90H157V89H156ZM163 90H164V89H163ZM168 90H169V89H168ZM181 90H182V89H181ZM184 90H185V89H184ZM188 90H189V89H188ZM66 91H67V89H66ZM79 91H80V90H79ZM84 91H85V90H84ZM91 91H92V89H91ZM121 91H122V90H121ZM132 91H133V92H130V95L133 96L134 94H131V93H134V90H132ZM191 91H192V90H191ZM203 91H204V90H203ZM15 92H16V91H15ZM23 92H24V91H23ZM54 92L57 93L58 91H57V92L54 91ZM71 92H72V91H71ZM86 92H87V91H86ZM105 92H107V91H105ZM111 92H112V91H111ZM117 92H118V91H117ZM126 92H127V91H126ZM152 92H153V91H152ZM159 92H160V91H159ZM165 92H166V91H164V93H165ZM168 92H169V91H168ZM177 92H178V91H177ZM183 92H185V91H183ZM192 92H193V91H192ZM200 92H201V91H200ZM19 93H21V92H19ZM37 93H38V92H37ZM64 93H65V92H64ZM68 93H69V92H68ZM113 93H114V91H113ZM115 93H116V92H115ZM128 93H129V91H128ZM135 93H136V92H135ZM149 93H150V92H149ZM171 93H172V92H171ZM178 93H179V92H178ZM180 93H181V92H180ZM180 93H179V94H180ZM190 93H191V92H190ZM21 94H23V93H21ZM38 94H39V93H38ZM57 94H58V93H57ZM60 94H61V93H60ZM74 94H75V93H74ZM122 94H123V93H122ZM124 94H125V93H124ZM124 94H123V95H124ZM126 94H127V93H126ZM143 94H144V93H143ZM153 94H154V93H153ZM153 94L151 93V95H153ZM176 94H177V93H176ZM176 94H175V95H176ZM179 94H178V96H180ZM25 95H26V94H25ZM88 95H89V94H88ZM109 95H110V94H109ZM139 95H141V94H139ZM146 95H150V94H147V92H146ZM202 95H203V93H202ZM206 95H207V94H206ZM23 96H24V95H23ZM30 96H31V95H30ZM113 96H115V95H113ZM126 96H127V95H126ZM159 96H161V95L159 94ZM188 96H189V95H188ZM200 96H201V95H200ZM28 97H29V96H28ZM37 97H38V96H37ZM107 97H108V96H107ZM119 97H122V96H119ZM123 97H124V96H123ZM123 97H122V98H123ZM142 97H143V98H142ZM149 97H150V96H149ZM162 97H163V96H162ZM164 97H165V96H164ZM184 97H185V96H184ZM20 98H21V96L19 97V99H20ZM32 98L34 99V97H32ZM70 98H71V97H70ZM109 98H110V96H109ZM109 98H108V99H109ZM122 98H121V99H122ZM133 98H134V96H133ZM133 98H132V100H136L135 102L138 103V104H141V101H142L143 99H144V100H145V99H148V98H146V96H145V98H144V96L141 95V98L139 97V100H138V98L136 99V94H135V99H133ZM171 98H172V97H171ZM26 99H27V98H26ZM29 99H31V98H29ZM61 99H62V98H61ZM79 99H80V98H79ZM117 99H118V98H117ZM121 99H120V100H121ZM162 99H163V98H162ZM191 99H192V98H191ZM9 100H12V99H9ZM17 100H18V99H17ZM159 100H160V99H159ZM164 100H166V98H164ZM186 100H187V99H186ZM192 100H193V99H192ZM205 100H206V99H205ZM12 101H14V100H12ZM12 101H11L8 105H13L14 102H12ZM31 101H32V100H31ZM57 101H58V100H57ZM105 101H106V100H105ZM112 101H113V100H112ZM125 101H126V100H125ZM160 101H162V100H160ZM166 101H167V100H166ZM168 101H169V100H168ZM17 102H18V101H17ZM20 102H21V101H20ZM20 102H19L18 104H22V102H21V103H20ZM25 102H27V101H25ZM25 102H24V103H25ZM132 102H134V101H132ZM135 102H134V103H135ZM184 102H185V101H184ZM184 102H183V103H184ZM195 102H196V101H195ZM201 102H202V101H201ZM207 102H208V101H207ZM70 103H71V102H70ZM74 103H75V102H74ZM76 103H77V102H76ZM125 103H127V102H125ZM163 103H166V102H163ZM177 103H178V102H177ZM179 103H180V102H179ZM204 103H205V102H204ZM204 103H203V104H204ZM15 104H16V103H15ZM71 104H72V103H71ZM112 104H113V103H112ZM115 104H116V103H115ZM161 104H162V102H161ZM167 104H168V103H167ZM170 104H171V103H170ZM188 104H189V103H188ZM75 105H76V104H75ZM132 105H133V104H132ZM134 105H136V104H134ZM19 106H20V105H19ZM25 106H27V105H25ZM110 106H112V105H110ZM113 106H114V105H113ZM115 106H116V105H115ZM139 106L141 107V105H139ZM180 106H182V105H180ZM186 106H187V105H186ZM72 107H73V105H72ZM77 107H78V106H77ZM79 107H80V106H79ZM136 107H137V106H136ZM146 107H147V106H146ZM146 107H145V108H146ZM166 107H168V105H167ZM166 107H165V108H166ZM188 107H190V106H188ZM188 107H187V110L191 109V108H188ZM19 108H20V107H19ZM27 108H28V107H27ZM31 108H32V107H31ZM128 108H129V107H128ZM130 108H132V107H130ZM133 108H134V106H133ZM137 108H138V107H137ZM149 108H150V107H149ZM165 108H164V109H165ZM171 108H174V107H173V104H172ZM209 108H210V107H209ZM24 109H25V108H24ZM29 109H30V108H29ZM90 109H91V108H90ZM151 109H152V108H151ZM25 110H26V109H25ZM25 110H24V111H25ZM84 110H85V108H84ZM84 110H83V108H82V111H84ZM131 110H133V109H130V111H131ZM135 110H137V109H135ZM149 110H150V109H149ZM157 110L160 111L158 108H157ZM157 110H156V111H157ZM184 110H185V109H184ZM192 110H193V109H192ZM206 110H207V109H206ZM208 110H209V109H208ZM66 111H67V110H66ZM70 111H71V110H70ZM76 111H77V110H76ZM82 111H81V112H82ZM156 111H155L154 116H155L156 113L158 112V111H157V112H156ZM179 111H180V109H179ZM185 111H186V110H185ZM203 111H204V110H203ZM34 112H35V111H34ZM36 112H37V111H36ZM78 112H79V111H78ZM87 112L89 113L90 111H87ZM153 112H154V111H153ZM187 112H188V111H187ZM187 112H185V114H182V113H181L182 115H181V121H180V123L183 124L184 122H186V119H187V118H186L185 116H187V114H188ZM196 112H197V111H196ZM207 112H208V111H207ZM59 113H60V112H59ZM84 113H85V112H83V114H84ZM124 113H125V111H124ZM130 113H131V112H130ZM140 113H141V112H140ZM163 113H164V112H163ZM168 113H169V112H168ZM205 113H206V112H205ZM208 113H209V112H208ZM40 114H41V113H40ZM89 114H92V115H93V113H89ZM191 114H192V113H191ZM191 114H189V115H191ZM196 114H198V113H196ZM201 114H203V113H201ZM28 115H29V114H28ZM63 115H64V114H63ZM71 115H72V114H71ZM71 115H70V116H71ZM73 115H74V114H73ZM73 115H72V116H73ZM78 115H80V114H78ZM131 115H132V114H131ZM140 115H142V114H140ZM166 115H167V112H166ZM65 116H66V115H65ZM76 116H77V115H76ZM82 116H83V115H82ZM82 116H79V117H82ZM88 116H91V115H88ZM117 116H119V114H118ZM125 116H126V115H125ZM132 116H133V115H132ZM132 116H129V117H132ZM145 116H146V115H145ZM150 116H151V115H150ZM163 116H164V115H163ZM27 117H29V116H27ZM27 117H26V118H27ZM45 117H47V116H45ZM77 117H78V116H77ZM77 117H76V118H77ZM86 117H87V115H86ZM126 117H128V116H126ZM126 117H125V118H126ZM129 117H128V118H129ZM148 117H149V116H147V118H148ZM156 117H157V116H156ZM165 117H166V116H165ZM172 117H173V116H172ZM26 118H24V119H26ZM29 118H30V117H29ZM40 118H41V117H40ZM76 118H73V119H76ZM120 118H121V117H120ZM153 118H154V117H153ZM153 118H151V119H153ZM161 118H162V117H161ZM70 119H71V118H70ZM70 119H69V120H70ZM86 119H88V117H87ZM89 119H90V118H89ZM89 119H88V120H89ZM111 119H112V117H111ZM116 119H117V118H116ZM118 119H119V118H118ZM136 119H137V118H136ZM194 119H195V118H194ZM35 120H36V119H35ZM64 120H65V119H64ZM77 120H78V119H77ZM80 120H81V119H80ZM80 120H78V121H80ZM149 120H150V119H149ZM149 120H148V121H149ZM160 120H162V119H160ZM160 120H159V121H160ZM171 120H172V119H171ZM195 120H196V119H195ZM207 120H208V119H207ZM28 121H29V120H28ZM84 121H86V120H84ZM84 121H83V122H84ZM89 121H90V120H89ZM89 121H88V122H89ZM94 121H95V116L92 117V121L89 122L90 125L87 127V128L89 129L88 138L86 139V141L84 140L85 142H84V144L82 145V147H83L88 153L93 154V153L95 152V149H97V148H95V147H97V145L94 146V145L92 144L93 141L90 140V139H92L91 134H93V136L96 137V138L93 137V138L96 139V140H98V139H100L101 137H103V138H106L107 141H108V139H109V137H110V138L113 140V143L110 144V145H108L107 142H106V144H107L108 146H107L106 144L104 145L105 140L103 139V140H104V143H103V145H101V144H100L101 142H99V144L101 145V146L99 145V148H101V147H106V146H107V147H106L107 149H106V148H105L104 150H103V148H101V149L107 154V157H108V158H109L110 156L115 155L116 159L114 158V159H110V160H105V159L103 158V159L105 160V161H104V160L101 159V158L103 157V155H102L101 158H100V161H99V160H98V161L101 162V164H99V166H101L102 164H103L104 166H108V165H110L111 170H110V169H109V170H110V171H113L112 168H114V167H116V166H119L118 163L120 162L119 160H121V159H117L118 154H121V152L125 153V152H124L125 150H126V152H129V151L126 149V148L129 147V146H127V145H125V144H124V145L122 144L123 146L121 147V149H118V150H120V151H117L116 148L114 147V142H122L124 136L127 134V133H126L127 131H125V127H123L122 125H119V126H122L120 129L118 128L119 130H117V128H116V130H115V127H114L115 125H112V126L114 127V128H113L111 125L106 124V123H105V125H103V124L101 125L100 122H99V123L97 122V123H98V127H97V129H96V128H95V123H96V122H94ZM113 121H114V119H113ZM122 121H123V120H122ZM143 121H144V120H143ZM205 121H206V120H205ZM208 121H209V120H208ZM39 122H40V121H39ZM39 122H38V124L40 125ZM75 122H77V121L75 120ZM86 122H87V121H86ZM115 122H116V121H115ZM123 122H125V121H123ZM123 122L120 123V124H124ZM169 122H170V121H169ZM191 122H192V121H191ZM194 122H195V121H194ZM202 122H203V121H202ZM209 122H210V121H209ZM79 123H81V121H80ZM102 123H103V122H102ZM109 123H110V122H109ZM112 123H113V122H112ZM129 123H130V121H129ZM144 123H145V122H144ZM150 123H152V122H150ZM204 123H205V122H204ZM207 123H208V122H207ZM2 124H3V123H2ZM75 124H76V123H75ZM85 124H86V123H83V125H85ZM87 124H88V123H87ZM93 124H94V125H93ZM110 124H111V123H110ZM167 124H168V123L166 122V125H167ZM176 124H178V123H175V125H176ZM213 124H214V123H213ZM32 125H33V124H32ZM134 125H135V124H134ZM148 125H149V123H148ZM163 125H164V124H163ZM173 125H174V124H173ZM46 126H47V125H46ZM46 126H45V127H46ZM77 126H78V125H77ZM79 126L81 127L80 124H79ZM119 126H118V127H119ZM125 126H127V125H125ZM140 126H141V125H140ZM145 126H146V125H145ZM188 126H189V125H188ZM198 126H199V125H198ZM206 126H207V125H205L204 127H206ZM80 127H78L77 129L79 130ZM82 127H83V126H82ZM82 127H81V128H82ZM135 127H136V125H135ZM155 127H156V126H155ZM158 127H159V126H158ZM160 127H161V126H160ZM162 127H163V126H162ZM200 127H201V125H200ZM42 128H43V127H42ZM42 128H41V129H42ZM84 128H85V127H84ZM153 128H154V126H153ZM171 128H172V127H171ZM171 128H170V129H171ZM182 128H183V127H182ZM193 128H194V126L192 127V129H193ZM195 128H196V127H195ZM202 128H203V127H202ZM57 129H58V128H57ZM85 129H86V128H85ZM95 129H96V130H95ZM136 129H138V128L136 127ZM140 129H141V128H140ZM159 129H161V128H159ZM172 129H173V128H172ZM187 129H188V128H187ZM187 129H186V130H187ZM189 129H190V127H189ZM204 129H205V128H204ZM75 130H76V129H75ZM78 130H77V131H78ZM131 130H132V129H131ZM92 131H95V135H94V133H92ZM155 131H157V130H155ZM155 131H154V134H155ZM167 131H168V130H167ZM178 131H179V130H178ZM184 131H185V130H184ZM184 131H183V132H184ZM212 131H213V130H212ZM131 132H132V131H131ZM133 132H134V131H133ZM133 132H132V133H133ZM164 132H165V130H164ZM164 132H163V133H164ZM199 132H200V131H199ZM77 133H78V132H77ZM90 133H91V134H90ZM135 133L138 134V135L135 134V136H136V137L138 136V138H139L140 136H142L141 134L139 135V133H138L137 131H136ZM140 133H142V132H140ZM146 133H147V132L145 131V134H146ZM150 133H151V132H150ZM150 133L148 132V134H150ZM165 133H166V132H165ZM165 133H164V134H165ZM180 133H181V132H180ZM201 133H202V132H201ZM83 134H84V133H83ZM152 134H153V133H152ZM157 134H158V133H157ZM222 134H223V133H222ZM225 134H226V133H225ZM78 135H80V134H78ZM81 135H82V134H81ZM86 135H87V134H86ZM86 135H85V136H86ZM128 135H129V134H128ZM130 135H131V133H130ZM132 135H134V134H132ZM179 135H180V134H179ZM192 135H193V134H192ZM192 135H191V136H192ZM199 135H200V134H199ZM210 135H211V134H210ZM212 135H213V134H212ZM144 136H145V135H144ZM181 136H182V135H181ZM188 136H189V135H188ZM231 136H232V135H231ZM72 137H73V136H72ZM76 137H77V136H76ZM131 137H132V136H131ZM131 137H130V136L128 137V138L130 139L129 142H130V141H131V142H134V140H135L134 136L132 137V138H133L132 140H131ZM162 137H163V135L160 136V137H159V136H152L150 139H151V140H154L155 143L159 140L160 143H161L163 139L160 140V138H162ZM179 137H180V136H179ZM179 137L177 136L176 138L179 139ZM193 137H194V136H192V139H193ZM196 137H198V136H196ZM196 137H195V138H196ZM208 137L210 138V136H208ZM212 137H213V136H212ZM85 138H86V137H85ZM128 138H127L126 141H128ZM138 138H137V139H138ZM143 138H144V137H143ZM165 138H166V140L170 139V138L167 139V137H165ZM176 138H174V139H176ZM200 138H201V136H200ZM234 138H235V137H234ZM236 138H237V137H236ZM236 138H235V139H236ZM69 139H70V138H69ZM75 139H76V138H75ZM124 139H125V138H124ZM141 139H142V138H141ZM141 139H139V140H140V142L138 141L139 143H143V142H141ZM144 139H146V141L149 140L148 137H145ZM174 139H173V140H174ZM198 139H199V138H198ZM207 139H208V138H207ZM173 140H172V141H173ZM176 140H177V139H176ZM176 140H175V141H176ZM217 140H218V139H217ZM79 141H80V140H79ZM100 141H102V140H100ZM124 141H125V140H124ZM142 141H143V140H142ZM154 141H153V142L150 141V142H151V143H154ZM159 141H158V142H159ZM163 141H164V140H163ZM177 141H178V140H177ZM177 141H176V142H177ZM185 141L188 142V140H185ZM185 141H184V142H185ZM196 141H197V140H196ZM196 141H195V142H196ZM199 141H200V140H199ZM214 141H215V140H214ZM94 142H95V141H94ZM102 142H103V141H102ZM109 142H111V141H109ZM109 142H108V143H109ZM129 142H128V143H129ZM158 142H157V143H158ZM168 142H169V141H168ZM209 142H210V141H209ZM70 143H71V142H70ZM80 143H82V141H81ZM125 143H126V142H125ZM128 143H126V144H128ZM147 143H148V142H147ZM151 143H150V145H151L150 147L152 148V144H151ZM160 143H159V144H160ZM166 143H167V142H166ZM173 143H174V141H173ZM177 143H178V142H177ZM229 143H230V141H229ZM68 144H69V143H68ZM75 144H77V146L79 145L78 143H75ZM133 144H134V143H133ZM227 144H228V143H227ZM70 145H71V144H70ZM128 145H129V144H128ZM131 145H132V144H131ZM131 145H130V146H131ZM156 145H157V144H156ZM156 145H155V146H156ZM163 145H164V144H163ZM167 145H168V144H167ZM197 145H199V143H198ZM68 146H69V145H68ZM73 146H74V145H73ZM193 146H194V143H193ZM207 146H208V145H207ZM207 146H206V147H207ZM209 146H210V144H209ZM71 147H72V146H71ZM133 147H134V146H133ZM163 147H164V146H163ZM163 147H162V148H163ZM180 147H181V146H180ZM180 147H178V148H180ZM182 147L185 148V146H182ZM191 147H192V146H191ZM119 148H120V147H119ZM134 148H136V150H135L134 152H132V154L129 153V155H126V156H127V159H128L130 162H132V164H133V165L130 164V166H133L134 169H137V168H136V166H137V167L139 168V170H138V171H137V170H134L135 172H133L132 175H128L126 178H120V180H118V182H117V180H114V179H113L114 181H116V183L118 184V186H121L122 188H124V187L122 186V184H124L125 187L128 185L129 188H130V187L135 188V186L137 185V184H136V180H137V179H142L143 182H144V181L146 180V177H147V176H146V174H147L146 172L149 170L148 168H150L151 165H152V164H151L150 167H147L148 170L144 171L146 168H145L144 170H142L143 168L140 169V166H139V164H140L141 161H143V160H141V161L139 160L140 163H138V162H137L138 160H136L138 156L143 157V156H141V155H144V154H147V153H148V148H149V146L147 147V146H145V145L143 144V145H138V146L136 145ZM186 148H189V147H186ZM195 148H196V146H195ZM128 149L130 150V148H128ZM131 149H132V147H131ZM76 150H77V148H76ZM76 150H75V151H76ZM102 150H101V151H102ZM149 150H150V148H149ZM207 150H208V149H207ZM218 150H219V149H218ZM220 150H221V149H220ZM96 151H99V150H96ZM132 151H133V149H132ZM159 151H160L159 148H156V147H155V148L153 149V152H156V155H157V153H158ZM189 151H190V150H189ZM214 151H215V150H214ZM66 152H67V151H66ZM99 152H100V151H99ZM153 152H152V153H153ZM180 152H181V151H180ZM71 153H72V152H71ZM184 153H185V152H184ZM91 154H90V156H91ZM94 154H95V153H94ZM100 154H101V153H100ZM102 154H103V153H102ZM126 154H127V153H126ZM187 154H188V153H187ZM207 154H208V153H206V155H207ZM229 154H232V153H229ZM97 155H98V154H97ZM163 155H164V154H163ZM169 155H171V154H169ZM10 156H11V155H10ZM15 156H16V155H14V157H15ZM95 156H96V155H95ZM123 156H125V155H123ZM123 156H122V157H123ZM165 156H166V154H165ZM198 156H199V155H198ZM213 156H214V155H213ZM213 156H212V157H213ZM225 156H226V155H225ZM228 156H229V158H230V155H228ZM17 157H18V156H17ZM17 157H15V159H16ZM63 157H64V156H63ZM66 157H67V156H66ZM74 157H75V156H74ZM87 157H88V156H87ZM87 157H85V158L87 159ZM113 157H114V156H113ZM12 158H13V157H12ZM68 158H69V157H68ZM75 158H76V157H75ZM90 158H91V157H90ZM96 158H97V157H96ZM96 158H93V159H96ZM105 158H106V157H105ZM108 158H107V159H108ZM118 158H120V157H118ZM145 158H147V157L145 156ZM151 158H152V157H151ZM199 158H201V157H199ZM199 158H198V159H199ZM19 159H20V158H19ZM19 159H16V160L18 161ZM72 159H73V158H72ZM72 159L70 158V161H71ZM180 159H181V158H180ZM24 160H25V159H24ZM51 160H52V159H51ZM57 160H58V159H57ZM57 160H56V161H57ZM65 160H66V159H65ZM68 160H69V159H68ZM73 160H74V159H73ZM84 160H85V159H84ZM124 160H126V159L124 158ZM163 160H164V159H163ZM167 160H168V159H167ZM172 160H173V159H172ZM178 160H179V159H178ZM189 160H190V159H189ZM19 161H20V160H19ZM54 161H55V160H54ZM70 161H69V162H70ZM74 161H75V160H74ZM81 161H82V160H81ZM88 161H90V160H88ZM98 161H97V163H99ZM106 161H110V162L105 163ZM129 161H126V162H129ZM161 161H162V160H161ZM181 161H182V160H181ZM184 161H186V160L184 159ZM204 161H205V160H204ZM222 161H223V160H222ZM24 162H26V161H24ZM71 162H73V161H71ZM75 162H76V161H75ZM92 162H93V161H92ZM102 162H103V163H102ZM116 162H117V163H116ZM123 162H124V161H123ZM123 162H122V164H123ZM130 162H129V163H130ZM144 162H146V161L144 160ZM149 162H151V161H149ZM173 162H174V161H173ZM177 162H178V161H177ZM182 162H183V161H182ZM188 162H189V161H188ZM206 162H207V161H206ZM224 162H225V161H224ZM84 163H85V162H84ZM88 163H89V162H88ZM90 163H91V162H90ZM97 163H96V166H97ZM120 163H121V162H120ZM120 163H119V164H120ZM142 163H143V162H142ZM156 163H157V162H156ZM180 163H181V162H180ZM180 163H179V164H180ZM183 163H184V162H183ZM197 163H198V162H197ZM201 163H202V162H201ZM201 163H200V164H201ZM219 163H220V162H219ZM225 163H226V162H225ZM23 164H24V163L22 162V164H20V165H23ZM25 164H26V163H25ZM49 164L51 165V163H48V162H47V163H46V162H38V163H36V164L29 163L27 167L30 168V170H31L30 172H31L32 174H35V175L37 174V178L39 179L40 182H42V184L48 186L47 183H49V181L52 183L51 186H52L53 188L50 187V188H52V191L48 188V189H49V192H50V195L53 196V194L55 193V194H56L57 196H59L60 198H61L60 195L63 196V199H59V201L61 202V200H62V202L60 203V205H62L63 203L65 204V206H63V207H66V208H64L63 210L61 209V211H63V214L65 215V217H66V214H68V216H72V214H75L74 216L77 215V218H78V219L81 218V216L84 217V218L93 219L94 217H93V218H90V217H91V216H94V214H95V216H96L95 208H97V206H96V207L94 208V210H93L92 207H90V205H89V207H88V206H86L85 204H81L82 199H81L80 197L83 198V196H87V197H88V200H89V199H91L92 196H93L92 193H93L94 191H96V190H94L93 192H91L92 189L90 190L87 186L84 185V183H83L80 179H78L76 176H74V175L71 174L70 172L65 173V175H64L65 177L63 178V179H66V177H67V178H68V177L71 178L72 184L69 185V186H68L67 184H65L64 182L60 183V182L58 181L59 183H57L56 180H54V179L51 180L50 175H51V172L54 171V170H52V171L49 170L50 167L47 166V165H49ZM53 164H54V163H53ZM53 164H52V165H53ZM55 164H56V163H55ZM58 164H60V163H58ZM124 164H125V163H124ZM157 164H158V163H157ZM157 164H156V165H157ZM172 164H173V163H172ZM179 164H178V165H179ZM200 164H199V165H200ZM91 165H92V163H91ZM94 165H95V162H94ZM128 165H129V164H128ZM141 165H142V164H141ZM147 165H148V164H147ZM173 165H174V164H173ZM239 165H240V164H239ZM55 166H56V165H55ZM88 166H89V165H88ZM104 166H101V167L104 168ZM148 166H149V165H148ZM188 166H189V165H188ZM52 167L54 168V166H52ZM52 167H51V168H52ZM61 167H62V166H61ZM97 167H98V166H97ZM124 167H125V165H124ZM141 167H143V166H141ZM144 167H145V166H144ZM157 167H158V166H157ZM186 167H187V166H186ZM83 168H84V167H83ZM117 168H118V167H116V169H117ZM151 168L153 169V167H151ZM159 168H160V167H159ZM164 168H165V167H164ZM213 168H214V166H213ZM236 168H237V167H236ZM54 169H55V168H54ZM99 169H100V168H99ZM99 169H98V170H99ZM157 169H158V168H156V170H157ZM161 169H162V167H161ZM161 169H160V170H161ZM170 169L172 170V168H170ZM207 169H208V168H207ZM62 170H63V169H62ZM101 170H102V169H101ZM105 170H106V169H105ZM117 170H118V172H119V171L122 172L120 168H118ZM127 170H128V169H127ZM150 170H151V169H150ZM154 170H155V165H154ZM154 170H153V171H154ZM164 170H165V169H164ZM184 170H187V169L185 168ZM124 171H125V169H124ZM131 171H132V170H131ZM153 171H152V172H153ZM157 171H158V170H157ZM30 172H29V173H30ZM54 172H55V171H54ZM100 172H101V171H100ZM106 172H107V171H106ZM149 172H150V171H149ZM155 172H156V171H155ZM164 172H165V171H164ZM180 172H181V171H180ZM206 172H207V171H206ZM209 172H211V171H208V173H209ZM27 173H28V172H27ZM52 173H53V172H52ZM95 173H96V172H95ZM104 173H105V171H104ZM115 173L117 174V172H115ZM131 173H132V172H131ZM161 173H162V172H161ZM170 173H171V172H170ZM203 173H204V172H203ZM216 173H217V172H216ZM218 173H219V172H218ZM85 174H86V172H85ZM87 174H88V173H87ZM97 174H98V172H97ZM97 174H96V175H97ZM113 174H114V173H113ZM118 174H119V173H118ZM118 174H117V175H118ZM120 174H121V173H120ZM126 174H127V173H126ZM150 174H152V173L150 172ZM150 174H149V175H150ZM153 174H154V173H153ZM156 174H157V172H156ZM156 174H155V175H156ZM159 174H160V172H159ZM231 174H232V173H231ZM54 175H55V174H54ZM54 175H53V176H54ZM99 175H101V174L99 173ZM111 175H112V174H111ZM114 175H115V174H114ZM178 175H179V174H177V176H178ZM189 175H190V173H189ZM203 175H206V174H203ZM55 176H56V175H55ZM84 176H85V175H84ZM102 176H103V175H102ZM104 176H105V175H104ZM150 176H151V175H150ZM158 176H159V175H157V178H158ZM165 176H166V175H164V176L162 175V177H165ZM170 176H171V175H170ZM192 176L194 177V175H192ZM207 176H208V175H207ZM26 177H27V176H26ZM35 177H36V176H35ZM86 177H87V176H86ZM97 177H98V176H97ZM105 177H106V176H105ZM105 177H104V179H102V178H100V179H102V180L105 182V181H107V178H108L109 176H108L107 178H105ZM116 177H117V176H116ZM152 177H153V175L151 176V179H152ZM154 177H156V176H154ZM159 177H161V175H160ZM167 177H168V176H167ZM167 177H166V179H167ZM49 178H50V180H49ZM83 178L86 179L85 177H83ZM89 178H90V177H89ZM92 178H93V176H92ZM109 178H110V177H109ZM187 178L189 179V177H187ZM221 178H222V176H221ZM38 179H37V180H38ZM55 179L58 180V177L55 178ZM87 179H88V178H87ZM105 179H106V180H105ZM115 179H117V178H115ZM118 179H119V178H118ZM162 179H163V178H162ZM164 179H165V178H164ZM164 179H163V180H164ZM168 179H169V177H168ZM217 179H218V178H217ZM48 180H49V181H48ZM88 180H89V179H88ZM90 180H91V179H90ZM159 180H160V179H159ZM176 180H178V179H176ZM208 180H210V179L208 178ZM213 180H214V179H213ZM29 181H30V180H29ZM33 181H34V179H33ZM35 181H36V180H35ZM85 181H86V180H84V182H85ZM109 181H112V180H108V182H109ZM138 181H140V180H138ZM149 181H151V180L149 179ZM152 181H153V180H152ZM156 181H157V180H156ZM160 181L162 182V180H160ZM165 181H166V180H165ZM165 181H164V182H165ZM167 181H169V180H167ZM183 181H184V180H183ZM14 182H15V181H14ZM14 182H13V183H14ZM86 182H87V181H86ZM89 182H90V181H88V183H89ZM97 182H98V181H97ZM108 182H107V184H108ZM122 182H123V183H122ZM147 182H148V181H147ZM157 182H158V181H157ZM171 182H172V181H171ZM204 182H205V181H204ZM209 182H210V181H209ZM224 182H225V180H224ZM53 183H55V184H53ZM91 183H92V182H91ZM94 183H95V182H94ZM140 183H142V182L140 181ZM166 183H168V182H166ZM166 183H165V185H169V184H170V182H169L168 184H166ZM85 184H87V183H85ZM99 184H100V183H99ZM109 184H110V182H109ZM112 184H113V183H112ZM146 184H147V183H146ZM146 184H145V185H146ZM159 184H161V183L159 182ZM198 184H199V183H198ZM200 184H201V183H200ZM0 185H1V184H0ZM21 185H22V184H21ZM49 185H50V184H49ZM73 185L76 186V189L74 188ZM95 185H96V184H95ZM100 185H101V184H100ZM138 185H139V184H138ZM138 185H137V186H138ZM154 185H155V184H154ZM165 185H164V186H165ZM171 185H172V184H171ZM220 185H222V183H221ZM3 186H4V185H3ZM29 186H30V185H29ZM35 186H36V185H35ZM88 186H89V184H88ZM90 186H92V185H90ZM118 186H117V187H118ZM140 186H141V185H140ZM218 186H219V185H218ZM224 186H225V185H224ZM4 187H5V186H4ZM77 187H78V188H77ZM98 187H99V185H98ZM101 187L104 188L105 186L103 187V185H102ZM101 187H99V188H101ZM114 187H116V186H114ZM117 187H116V188H117ZM121 187H120V188H121ZM145 187H146V186H145ZM161 187H162V186H161ZM169 187H170V185H169ZM194 187H195V186H194ZM198 187H200V186H198ZM206 187H207V186H206ZM1 188H2V185H1ZM5 188H6V187H5ZM24 188H26V187H24ZM41 188H42V187H41ZM93 188H96V187H93ZM99 188H98V189H99ZM118 188H119V187H118ZM126 188H127V187H126ZM132 188H131V189H132ZM137 188L139 189V187H137ZM142 188H143V187H142ZM159 188H160V186H159ZM162 188H163V187H162ZM189 188H190V187H189ZM192 188H193V187H192ZM196 188H197V187H196ZM88 189H89V190H88ZM106 189H108V188H106ZM113 189H114V188H113ZM146 189H147V188H146ZM164 189H165V188H164ZM173 189H174V188H173ZM185 189H186V188H185ZM204 189H205V188H204ZM7 190H8V189H7ZM13 190H14V189H13ZM25 190H26V189H25ZM46 190H47V189H46ZM101 190H102V189H99V191H101ZM122 190H123V189H122ZM174 190H176V189H174ZM181 190H184V189L182 188ZM191 190H192V189H191ZM205 190H206V189H205ZM223 190H224V189H223ZM2 191H3V190H2ZM23 191H24V190H23ZM139 191H140V189H139ZM146 191H147V190H146ZM161 191H162V190H161ZM171 191H173V190H171ZM177 191H178V190H177ZM177 191H176V192H177ZM184 191H185V190H184ZM197 191H198V190H197ZM221 191H222V190H220V192H221ZM25 192H26V191H25ZM97 192H98V191H97ZM102 192H103V190H102ZM116 192H118V191H116ZM126 192H127V190H126ZM132 192H133V191H132ZM148 192H149V191H148ZM173 192H174V191H173ZM194 192H195V191H194ZM207 192H209V189H208ZM214 192H215V191H214ZM222 192H223V191H222ZM225 192H226V191H225ZM8 193H9V192H8ZM51 193H52V194H51ZM94 193H95V192H94ZM103 193H104V192H103ZM122 193H123V192H122ZM141 193H142V192H141ZM171 193H172V192H171ZM191 193H192V192H191ZM203 193H204V191H203ZM205 193H206V192H205ZM215 193H216V192H215ZM218 193H219V191H218ZM43 194H44V193H43ZM47 194H48V193H47ZM97 194H98V193H97ZM111 194H112V193H111ZM123 194H125V192H124ZM126 194H129V192L126 193ZM206 194H207V193H206ZM220 194H221V193H220ZM220 194H219V195H220ZM39 195H40V194H39ZM41 195H42V194H41ZM50 195H49V196H50ZM65 195H66V196H65ZM98 195H99V194H98ZM182 195H183V194H182ZM182 195H181V196H182ZM188 195H190V192H189ZM198 195H199V194H198ZM217 195H218V194H217ZM1 196L3 197V195H1ZM42 196H43V195H42ZM46 196H47V195H46ZM94 196H95V195H94ZM94 196H93V197H94ZM96 196H97V195H96ZM101 196L103 197V194H102ZM101 196H100V197H101ZM104 196H105V195H104ZM215 196H216V195H215ZM59 197H58V198H59ZM102 197H101V199H104V198H105V197H104V198H102ZM128 197H129V196H128ZM172 197H173V196H172ZM44 198H45V197H44ZM49 198H50V197H49ZM78 198L81 199V202H80V200H79ZM96 198H97V197H96ZM180 198H182V197H180ZM183 198H184V197H183ZM219 198H220V197H219ZM51 199H52V197H51ZM55 199H56V198H55ZM77 199H78V200H77ZM84 199H85V197H84ZM84 199H83V200H84ZM109 199H111V198L109 197ZM173 199H175V198L173 197ZM2 200H3V199H2ZM11 200H12V199H11ZM24 200H25V199H24ZM88 200H86V201H88ZM91 200H92V199H91ZM91 200H90V201H91ZM94 200H95V199H94ZM94 200H93V201H94ZM111 200L114 201V199H111ZM211 200H212V199H211ZM53 201H54V197H53V199H52V202H53ZM99 201H100V200H99ZM175 201H176V200H175ZM12 202H13V201H12ZM17 202H18V200H17ZM47 202H48V201H47ZM84 202H85V201H84ZM94 202H95V201H94ZM111 202H112V201H111ZM18 203H19V202H18ZM101 203H102V202H101ZM200 203H201V202H200ZM12 204H13V203H12ZM20 204H21V200H20ZM55 204H56V203H55ZM57 204H58V203H57ZM64 204H63V205H64ZM67 204H68V205H67ZM88 204H89V203H88ZM88 204H87V205H88ZM90 204H91V202H90ZM97 204H98V203H97ZM97 204H96V205H97ZM14 205H15V204H14ZM17 205H18V204H17ZM23 205H24V204H23ZM23 205H22V206H23ZM58 205H59V204H58ZM94 205H95V204H94ZM94 205H93V207H94ZM110 205H111V204H110ZM190 205H192V203H190ZM11 206H12V205H11ZM18 206H21V205H18ZM22 206H21V208H22ZM27 206H28V205H27ZM42 206H43V205H42ZM53 206H54V205H53ZM71 206H72V208H71ZM100 206H101V205H100ZM103 206H104V205H103ZM114 206H115V205H114ZM207 206H208V205H207ZM207 206H206V207H207ZM4 207H5V206H4ZM8 207H9V206H8ZM13 207H14V206H13ZM108 207H109V205H108ZM204 207H205V206H204ZM204 207H203V208H204ZM206 207H205V208H206ZM56 208H57V207H56ZM103 208H104V207H103ZM103 208H102V209H103ZM57 209H59V208H57ZM201 209H202V208H201ZM96 210H97V209H96ZM98 210H100V209H98ZM148 210H149V209H148ZM203 210H204V209H203ZM203 210H201V211H203ZM3 211H5V209H4ZM3 211H2V212H3ZM6 211H7V210H6ZM11 211H12V210H11ZM24 211H25V210H24ZM51 211H52V210H51ZM109 211H110L111 214H112V211H111V210H109ZM120 211H121V210H120ZM120 211H119V212H120ZM194 211H195V210H194ZM199 211H200V210H199ZM199 211H198V212H199ZM57 212H58V211H57ZM121 212H122V211H121ZM183 212H184V211H183ZM188 212H189V211H188ZM7 213H9V212L7 211ZM15 213H16V212H15ZM25 213H26V212H25ZM38 213H39V212H38ZM49 213H50V212H49ZM97 213H98V211H97ZM99 213H100V212H99ZM99 213H98V214H99ZM115 213H116V212H115ZM136 213H137V211H136ZM190 213H191V212H190ZM192 213H193V212H192ZM195 213H196V212H195ZM5 214H6V212H5ZM29 214H31V213H29ZM63 214H62V215H63ZM118 214H119L118 212H117L116 214H114V215L112 214L111 217L114 218V219H116ZM161 214H163V213H161ZM198 214H199V213H197L196 215H198ZM60 215H61V214H60ZM122 215H123V214H122ZM134 215H135V214H134ZM192 215H193V214H192ZM208 215H211V214L208 213ZM208 215H207V216H208ZM30 216H31V215H30ZM78 216H80V217H78ZM98 216H99V215H98ZM123 216H124V215H123ZM141 216H142V214H141ZM186 216H187V215H186ZM189 216H190V215H189ZM12 217H13V216H12ZM39 217H40V216H39ZM55 217H56V216H55ZM61 217H62V216H61ZM124 217H125V216H124ZM131 217H132L133 220H134V217H133V216H131ZM136 217H137V216H136ZM136 217H135V218H136ZM139 217H140V216H139ZM19 218H20V217H19ZM49 218H50V217H49ZM96 218H97V217H96ZM102 218H103V216H102ZM102 218H101V219H102ZM108 218L110 219V217H108ZM151 218H152V217H151ZM194 218H195V217H194ZM63 219H64V218H63ZM99 219H100V218H99ZM149 219H150V218H149V216H148V221H149ZM152 219H153V218H152ZM152 219H151V220H152ZM195 219H196V218H195ZM206 219H207V218H206ZM211 219H212V218H211ZM37 220H38V218H37ZM80 220H81V219H80ZM111 220H112V219H111ZM121 220H122V219H121ZM131 220H132V219H131ZM151 220H150V222H151ZM197 220H198V219H197ZM89 221H90V220H89ZM91 221L94 222V223L91 222L94 226H95V225H101V224H103V223H100L99 220H91ZM104 221H106V219L103 220V222H104ZM116 221H117V220H116ZM127 221H128V220H127ZM129 221H130V218H129ZM136 221H137V220H136ZM152 221L154 222V220H152ZM211 221H212V220H211ZM42 222H43V221H42ZM44 222H45V221H44ZM83 222H84V221H83ZM111 222H112V221H111ZM113 222H115V221H113ZM113 222H112V223H113ZM124 222H125V221H124ZM131 222H133V221H131ZM139 222H140V221H139ZM195 222H196V221H195ZM69 223H70V221H69ZM69 223H68V224H69ZM84 223H85V222H84ZM107 223H108V222H104V224H106V225H107ZM119 223H120V222H119ZM129 223H130V222H129ZM134 223H135V222H134ZM137 223H138V222H137ZM141 223H142V222H141ZM151 223H152V222H151ZM166 223H167V222H166ZM174 223H175V222H174ZM174 223H173V224H174ZM208 223H209V222H208ZM71 224H72V223H71ZM86 224H87V223H86ZM131 224H132V223H131ZM135 224H136V223H135ZM212 224H213V223H212ZM214 224H215V223H214ZM214 224H213V225H214ZM93 225H92V226H93ZM115 225H116V224H115ZM138 225H139V223H138ZM205 225H206V224H205ZM56 226H57V225H56ZM63 226H64V225H63ZM70 226H71V225H70ZM85 226H86V225H85ZM208 226H209V225H208ZM245 226H246V225H245ZM103 227H104V226H103ZM108 227H109V226H108ZM114 227H115V226H114ZM69 228H70V227H69ZM209 228H210V227H209ZM250 228H251V227H250ZM56 229H57V228H56ZM70 229H71V228H70ZM86 229H87V228H86ZM115 229H116V228H115ZM120 229H121V228H120ZM137 229H138V228H137ZM137 229H136L133 225H130V224L127 225V224H124V225H123L122 232H123L125 235H127V236H126L127 238H128V236H129V238H133V240H134V239L137 240L138 243H139V242H140V243H141V242H144L145 240L143 239L142 235L140 234V232H139ZM214 229H215V228H214ZM58 230H59V229H58ZM102 230L104 231L103 228H102ZM106 230H107V229H106ZM212 230H213V229H212ZM51 231H52V230H51ZM107 231H108V230H107ZM195 231H196V230H195ZM210 231H211V230H209V232H210ZM213 231H215V230H213ZM246 231H247V230H246ZM108 232H109V231H108ZM115 232H116V231H115ZM118 232H119V230H118ZM118 232H116V233H118ZM211 232H212V231H211ZM211 232H210V233H211ZM55 233H56V232H55ZM120 233H121V231H120ZM144 233H145V232H144ZM206 233H207V232H206ZM212 233H213V232H212ZM214 233H215V232H214ZM233 233H234V232H233ZM111 234H113V233H111ZM241 234H242V233H241ZM55 235H56V234H55ZM73 235H74V234H73ZM206 235H207V234H206ZM208 235H210V234H208ZM212 235H213V234H212ZM239 235H240V234H239ZM54 237H56V236H54ZM81 237H82V236H81ZM126 237H125V238H126ZM180 237H181V236H180ZM204 237H205V236H204ZM64 238H65V237H64ZM73 238H74V237H73ZM77 238H78V237H77ZM77 238H75V239H77ZM182 238H183V237H182ZM184 238H185V237H184ZM205 238H206V237H205ZM212 238H214V237H212ZM65 239H66V238H65ZM75 239H74V240H75ZM88 239H91V238H88ZM142 239H143V240H142ZM173 239H174V238H173ZM187 239H188V237H187ZM187 239H186V240H187ZM196 239H197V238H196ZM200 239H201V238H200ZM200 239H199V240H200ZM206 239H207V238H206ZM82 240H83V238H82ZM124 240H125V239H124ZM128 240H129V239H128ZM135 240H134V241H135ZM183 240H184V239H183ZM186 240H185V241H186ZM190 240H191V239H190ZM204 240H205V239H204ZM223 240H224V239H223ZM30 241H31V240H30ZM44 241H45V240H44ZM63 241H64V240H63ZM66 241H67V240H66ZM205 241H206V240H205ZM125 242H126V240H125ZM125 242H123V243H125ZM131 242L133 243V241H131ZM182 242H184V241H182ZM189 242H190V241H189ZM189 242H188V243H189ZM197 242H198V240H197ZM224 242H225V241H224ZM71 243H72V242H71ZM81 243H82V242H81ZM129 243H130V242H129ZM188 243H185V242H184V245H186V244H188ZM203 243H204V242H203ZM209 243H210V242H209ZM222 243H223V241H222ZM248 243H250V242H248ZM248 243H247V244H248ZM63 244H64V243H63ZM127 244H128V243H127ZM133 244H134V243H133ZM135 244H136V246L138 245L137 243H135ZM135 244H134V246H135ZM146 244H147V242H146ZM219 244H220V243H219ZM75 245H76V244H75ZM82 245H83V244H82ZM89 245H90V244H89ZM130 245H131V244H130ZM170 245H171V244H170ZM175 245H176V244H175ZM194 245H195V244H194ZM196 245H197V244H196ZM84 246H85V245H84ZM126 246H129V245H126ZM131 246H132V245H131ZM141 246H143V244H140V246L138 245V248H140ZM148 246H149V245H148ZM181 246H182V244H181ZM187 246L189 247V245H187ZM199 246H200V245H199ZM201 246H202V245H201ZM226 246H227V245H226ZM86 247H87V246H86ZM124 247H125V246H124ZM144 247H146L145 244H144ZM183 247L185 248V246H183ZM194 247L196 248V247H198V246H194ZM206 247H207V246H206ZM208 247H211V246H208ZM208 247H207V248H208ZM77 248H78V247H77ZM141 248H142V247H141ZM173 248H174V247H173ZM184 248H183V249H184ZM186 248H187V247H186ZM190 248H191V247H190ZM192 248H193V247H192ZM192 248H191V249H192ZM79 249H80V248H79ZM81 249H82V248H81ZM87 249H88V248H87ZM127 249H128V247H127ZM134 249H135V248H134ZM142 249H143V248H142ZM146 249H147V247H146ZM148 249H149V247H148ZM176 249H177V247H176ZM188 249H189V248H188ZM199 249H200V248H199ZM214 249H215V248H214ZM214 249H213V250H214ZM217 249H219V248H217ZM242 249H243V248H242ZM124 250H125V249H124ZM139 250H140V249H139ZM167 250H169V249H167ZM181 250H182V249H181ZM210 250H211V249H210ZM210 250H209V251H210ZM236 250H238V249H236ZM79 251H80V250H79ZM119 251H120V250H119ZM125 251H126V250H125ZM133 251H134V250H133ZM147 251H148V250H147ZM176 251H177V250H176ZM176 251H175V252H176ZM191 251H192V250H190V252H191ZM199 251H200V250H199ZM215 251H216V250H215ZM218 251H219V250H218ZM249 251H250V250H249ZM120 252H121V251H120ZM123 252H124V251H123ZM139 252H141V251H139ZM143 252H145V250H144ZM165 252H166V251H165ZM175 252H174V253H175ZM188 252H189V251H188ZM201 252H203V251H201ZM216 252H217V251H216ZM219 252H221V251H219ZM133 253H134V252H133ZM177 253H178V252H177ZM212 253H213V252H212ZM123 254H124V253H123ZM125 254H126V253H125ZM150 254H151V253H150ZM150 254H149V255H150ZM192 254H193V251H192ZM203 254H204V253H203ZM220 254H221V253H220ZM236 254H237V253H236ZM134 255H135V254H134ZM136 255H137V254H136ZM165 255H166V253H165ZM209 255H211V253H210ZM249 255H250V254H249ZM116 256H117V255H116ZM116 256H115V257H116ZM138 256H139V255H138ZM142 256H143V255H141V257H142ZM145 256H146V255H145ZM145 256H143V257L145 258ZM151 256H152V255H151ZM179 256H180V255H179ZM213 256H214V255H213ZM218 256H219V255H218ZM244 256H245V255H244ZM254 256H255V255H254ZM254 256H253V257H254ZM133 257H134V256H133ZM135 257H136V256H135ZM180 257H181V256H180ZM180 257H179V258H180ZM196 257H197V256H196ZM227 257H228V256H227ZM238 257H239V256H238ZM98 258H99V257H98ZM137 258H138V257H137ZM147 258L150 259V257H148V256H147ZM115 259H116V258H115ZM139 259H140V258H139ZM190 259H191V258H190ZM227 259H228V258H227ZM236 259H237V258H236ZM106 260H107V259H106ZM147 260H148V259H147ZM164 260H165V259H164ZM170 260H171V259H170ZM175 260H176V259H175ZM175 260H174V261H175ZM180 260H181V259H180ZM180 260H179V261H180ZM225 260H226V259H225ZM20 261H21V260H20ZM109 261H110V260H109ZM114 261H115V260H114ZM137 261H140V260H137ZM143 261H144V259H143ZM145 261H146V259H145ZM150 261H151V260H150ZM150 261H149V262H150ZM153 261H154V260L152 259V262H153ZM162 261H163V260H162ZM172 261H173V260H172ZM192 261H193V260H192ZM219 261L223 262V260H219ZM235 261H236V260H235ZM249 261H250V260H249ZM249 261L247 260V262H249ZM100 262H101V261H100ZM117 262H118V261H117ZM147 262H148V261H147ZM163 262H164V261H163ZM231 262H233V261H231ZM231 262H230V263H231ZM247 262H246L245 264H251V263H247ZM250 262H251V261H250ZM19 263H20V262H19ZM95 263H96V262H95ZM108 263H109V262H108ZM108 263H107V264H108ZM114 263H115V262H114ZM130 263H131V262H130ZM140 263H141V262H140ZM144 263L146 264V262H143V264H144ZM154 263H155V261H154ZM154 263H152V264H154ZM176 263H177V262H176ZM242 263H243V262H242ZM242 263H241V264H242ZM253 263H254V262H253ZM93 264H94V263H93ZM97 264H98V262H97ZM100 264H101V263H100ZM103 264H104V263H103ZM132 264H133V263H132ZM147 264H149V263H147ZM174 264H175V262H174ZM201 264H202V263H201ZM222 264H223V263H222ZM228 264H229V263H228Z\"/></svg>",
  "mask_w": 264,
  "mask_h": 264
}]
</instances>
